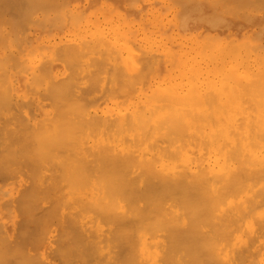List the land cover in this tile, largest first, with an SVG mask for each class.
<instances>
[{
	"label": "bare ground",
	"instance_id": "obj_1",
	"mask_svg": "<svg viewBox=\"0 0 264 264\" xmlns=\"http://www.w3.org/2000/svg\"><path fill=\"white\" fill-rule=\"evenodd\" d=\"M238 1H240V0H238ZM243 1H244V5H243L244 8H246V6L250 5V4L247 5L248 3L246 4L247 0H246V2H245V0H243ZM260 1L261 0H258V2H260ZM72 2H73V0H0V46H1V48H2V46H4V48H6V47L9 48L10 43H12V42H10V40L13 41V42H16L15 45H17V42H19L20 45L21 44L22 45H35V46H38V47H40V46L46 47L47 44H48V46L54 45V42L56 40H60V38L57 39V37H58L57 36L58 35L57 30L59 29V26L61 25L58 22V20H57L58 19L57 13L60 10H62V8H65L67 6L68 7L71 6ZM233 2H234V0H233ZM240 2L239 3L235 2V3L239 4V5L236 4V7H237V5L240 7V4H241ZM249 2L251 4L254 2V4H252L253 7L254 8L257 7L256 6L257 5V3H256L257 1L256 2L255 1L252 2V0H251ZM262 2H264V1L260 2L261 5H264V3H262ZM260 3L258 4L257 8H259ZM148 4L150 5V3H148ZM245 4H246V6H245ZM261 8L264 9V7H261ZM261 8H259V9H261ZM151 9H153V8H151ZM259 9H256V10H259ZM108 11H111V9L108 10ZM108 11H106V13H108ZM99 12H101V11H99ZM242 12H245V11L242 10ZM245 13H242L243 16H244ZM100 16H101V14H100ZM110 16L113 17L115 15H111L110 14ZM110 16H107V17H109V18H107L104 15L103 18L106 17L107 19H110L111 18ZM66 18H67V16H66ZM115 18H117V17H115ZM149 19H150V17H149ZM155 19H157V18H155ZM76 20H78V19H76ZM103 21H105V20H103ZM152 21H153V18H152ZM73 22H71V23L73 24ZM95 22H97V21H95ZM99 22H101V21H99ZM139 22H141V21L139 20ZM170 22H171V20H170ZM91 24H89V25H91ZM94 24H95L94 26H97L96 23H94ZM118 24L116 23L115 26L118 25ZM148 24L150 25V23H148ZM120 25H121V23H120ZM135 25H134V27H135ZM103 26H106V24L103 25ZM124 26H121V28L124 27ZM151 26H153V25H151ZM50 27H54V29L48 30V28H50ZM107 28H109V26H106V29ZM136 28H137V25H136ZM151 28L152 27H150V29ZM156 28H157V26H156ZM166 28H168V26H165V29ZM232 28L233 27H229L228 30L232 31ZM86 29L89 30L88 27H86ZM110 29L111 28H109L108 33H109ZM117 29H118V27H117ZM125 29H126V26H125ZM161 29H163V28H161ZM170 29H171V26H170ZM92 30H94V29H92ZM136 30H138V29H136ZM78 31H76V32H78ZM90 31H91V29H90ZM118 31H120V30H117V33H118ZM172 31H174V30H172ZM83 32H84V30H83ZM111 32H112V29H111ZM139 32H142V31H139ZM79 33L82 34V32H79ZM87 33L88 32H86V34ZM76 34L78 35V33H76ZM76 34L74 35L75 38H76ZM83 34H85V33H83ZM110 34L111 33H109V36H110ZM159 34H161V33H159ZM112 35L110 37H112L113 39L116 38V36H115L116 34L113 35L115 37H113ZM154 35H156V34H154ZM61 36L59 35V37H61ZM136 36H138V35H136ZM249 36H251V33H250ZM94 37H95V34H94ZM96 37H97V35H96ZM141 37H143V36H141ZM151 37H152V35H151ZM154 37L155 36H153V38ZM69 38L71 39L70 36L67 39H69ZM72 39H73V37H72ZM97 39H99L98 41H96L98 43L97 45H98V47H100L99 44L102 41H100V38H98V37H97ZM97 39H95V40H97ZM104 39H105V37H104ZM104 39H102V40L104 41ZM122 39H123V37H122ZM112 40H110V41H112ZM76 41H77V39H76ZM81 41H82V43H80V44H82V45H84V43H87V41L89 42V44H90V42H92V43L94 42L93 40H91V41H89V40H87V41L81 40ZM99 41H100V43H99ZM114 41H115V39L113 40V42ZM126 41H127V39H126ZM150 41H151V39H150ZM69 42H70V40H69ZM121 42H123L126 45L127 49H128V45L130 44V41H129V44H126L127 42H124L123 40H121ZM146 42H147V40H146ZM146 42H145V44H146ZM169 42H170V40L167 43L169 44ZM19 43H18L17 46L12 45V44H11V46L18 48V47H20ZM65 43H66V41H65ZM115 43H116V41H115ZM117 43L118 44H122V43H120V41L117 42ZM185 43H187V42H185ZM262 44H264V43H262ZM68 45L70 47V44H67L66 46H68ZM77 45H79V44H76L75 47ZM87 45H88V43H87ZM87 45L85 46L86 48H87ZM102 45H103V43H102ZM165 45H167V44H165ZM189 45H190V43H189ZM221 45H222V43H221ZM236 45H238V44H236ZM58 46H60V44ZM139 46H141V45H139ZM56 47H57V45L56 46H52V49L55 48L54 51H56L57 53H60L59 50H62L63 48L64 49L66 48L65 46L62 47L61 49L58 47L59 50H57ZM85 47L81 48V50L83 49V53H84V48ZM95 47L97 48V46H95ZM131 47L134 48L136 46H131ZM96 48H95V50H97ZM101 48H102V46H101ZM101 48H99V49L101 50ZM105 48H106V46H105ZM115 48H117V47H115ZM35 49H36V47H35ZM78 49H80V47L77 48V52L80 53L81 51H78ZM188 49H189V47H188ZM18 50H19V48H18ZM33 50H34V47H33ZM106 50H107V53L110 50L109 43H108V49H106ZM128 50H130V48ZM134 50L133 51L130 50V52L134 53V52H136L138 50V48H137V50H136V48H134ZM155 50H156V48H155ZM167 50H168V48H167ZM233 50L231 51V49H230L229 50L230 54L229 53L228 54L231 55V52L233 53V56H230V57L234 61V58L235 57L236 58L239 57V55L236 56V52H237L236 50H238V49H235V51H233ZM3 51H5V49ZM6 51H8V49H6ZM21 51H23V50H20V52ZM47 51L50 52L49 49ZM140 51H142L144 53L143 50H140ZM178 51H180V49ZM110 52H111V50H110ZM221 52L223 54V51H221ZM242 52L243 51H241V54H242ZM122 53H123V51H122ZM141 53L137 52L136 54H140L141 55ZM187 53L189 54V52H187ZM7 54H8L9 60H11L10 57L12 56V54H11V56H9L10 52L5 54V57L3 58V60H7L6 59V55ZM60 54L62 56L63 53H60ZM128 54H131V53H128ZM144 54H146V53H144ZM224 54H226V52ZM39 55H41V54L39 53ZM54 55H55V53H54ZM65 55H67V54H65ZM88 55L89 54L87 53V56ZM94 55L95 54L92 53L93 61H90V60H92L91 58L88 60L86 58L87 56L83 55L84 58H86L88 61H90V65H89V63L88 64H84V63H86L85 62L86 60L83 61L84 59L82 61H80V62H84L82 64L80 63V65L84 64V65H86V67H88L87 65H89L90 66V68H89L90 70L91 69H95L94 66L91 67V62L94 63V57L99 55V54L97 53L95 56ZM116 55L113 56V58L115 57L114 60L116 58L118 60V57ZM126 55H127V52H126L125 56ZM140 55H138V56H140ZM171 55L173 56V54H171ZM72 56H76V55H72ZM79 56H76L77 59H78ZM83 56H81V57H83ZM89 56H88V58H89ZM132 56L134 57L135 53L133 55H131V56L128 55V57H127V59H129L128 61H130V59H132L131 58ZM151 56L153 57V55H149L150 61H151V59H153L155 61L156 58L154 59ZM156 56H158V55H156ZM165 56L163 55V57H165ZM197 56H198V54H197ZM240 56H242V55H240ZM246 56L247 55H246V51H245V60H246ZM43 57H45V56H43ZM111 57H112V55H111ZM135 57H134V59H136ZM147 57H148V55H147ZM181 57H183V55ZM223 57H225V56H223ZM226 57L229 58V56H227V54H226ZM242 57H239L240 58V59L238 58L239 61L235 60L234 63H236V62L241 63ZM56 58H57V56H55V58L53 57V59H55V60H56ZM58 58H57V60H59ZM98 58H100V57H98ZM113 58H111V59H113ZM140 58H141V56H140ZM107 59H109V58H107ZM125 59L126 58H124V60ZM261 59H262V56H261ZM261 59H259L260 63L262 62ZM0 60H2V59L0 58ZM16 60H18V59H16ZM46 60L45 61L43 60V62H41L36 67V69L38 68L37 71L39 73L37 79L38 80L41 79L42 80L41 85L45 86L42 94L46 97V100L48 102L46 101L47 103L43 105L44 102L40 103V102H42L40 97H38L40 99V101L38 100V98H36L39 102H37V100H35V99H34L35 102L32 101V100H29V102H32L31 104L29 103L30 106L33 105L32 108L29 110L28 107H30V106H28L27 107L28 109H27L25 105H22V106L20 105L21 99H20V102L15 104L17 106L13 105L14 102L11 101L12 98H13V95H14L13 94V95H10V97L12 96V98L10 99V103L13 102L11 105H13V107L15 106V108H16V109L14 108L15 111L19 112L20 111L19 108L20 107L22 108L24 106L29 112L31 110H32V112L28 113V114H24V116L21 117L20 116V115H22L21 111L19 113L18 112L16 113L13 110L12 106H10V109L6 108L8 110L6 112L7 113L9 111L12 112L11 116H9L10 114L8 116H6L7 114L5 113V110H3L5 114H0V183H1V181L3 183V182H6L7 180H9L10 178L12 179L13 175H11L12 177L11 176L9 177V175L11 173H13L14 175L17 176V180L11 181L10 184L15 185V187L17 186L22 191H24V193H22V195H17V197L18 196H20V197L23 196L22 198L19 197L20 198L19 200H21L19 202H21L22 205H21V203H19V202L18 203L23 208V211H22V209H17L16 210L19 213L22 211L26 215L29 212L28 209H29V207L32 206V204H33V207H34V205L36 206L37 203L39 202V200L41 202L42 200H44L42 198H44L46 196H47L46 200H44V201H46L47 203L44 202V201L43 202L46 203V205L48 203L49 204H48L47 209H46L47 212L45 211V209L44 210L42 209L43 211L39 210V208L41 209L43 206L42 207H40V206L38 207L37 206L38 208L36 207V209L39 210V213H40V211H42L40 213L42 219H38V218H40V214L37 213V210L35 208H34V210L32 208L33 211H36L37 215H36L35 212L34 213L31 212V209H30V212L33 213V214H31L30 212L28 213V214H31V218L30 219L25 218L24 220H22L23 222L21 221L19 223L16 221L17 223L16 222L15 223L17 224L18 230L21 228V230H19L18 233H16L17 232L16 231L17 227H16L15 223L14 224H15L16 228L14 226H9L8 227L5 223L1 222L2 216L0 214V222H1L0 223V231L2 232V236L0 235V243L2 244V245L0 244V246H2L0 248V250H1L0 251V264H54L53 262H51L49 260L53 256L50 255L51 258L49 257V259H48L47 255L50 254V253L47 254L45 252L46 250H47V252H49L50 249H52V245L51 244H53L52 240H54V239H52V238L54 237V235L53 236L48 235V230L51 229V228H50V226H47V225L52 223L53 221H51V220H54V219H55V222H56V219H57L58 222H61V225L64 224L63 229H62L61 225L57 228L55 225H53L54 223L51 224L54 227H56L55 229H58V230H59V228L62 229L61 232L58 231L60 233H58L57 230H56V233H58L59 235L55 233L56 236L58 235L57 240L55 239L56 240L55 242L57 243V245H56L55 249L53 248V253L55 252V257H53V258H57L59 256L60 259H58V258L57 259L59 261H61V262L56 261L58 264H89V263H91V264L92 263L93 264H183V263L184 264H244L245 263L246 264L248 262V259H250V258L252 259V260L250 259V261L252 262L253 258L256 255L264 256V241H262V240H264V239H262V238H264V120H259L260 119L259 117L264 118V112H262L261 115H259L260 114L259 113L258 116H256L257 115L256 114L257 113L256 104L259 106L260 102L259 101H257L258 103L256 102L257 97L255 98L256 95H255V93H253L254 91L256 92V88L255 87L252 86L253 88H255V90L253 92H251L249 90V93L251 92L252 94H254L253 98H251L250 94L247 93L250 96V99H253V100H251V102L254 101L256 103L255 104L256 108L250 102H249L250 103L249 106L247 105V107H249V108H250V105L253 106L254 109L252 111H256L255 112L256 115L255 114H253V115H255L256 119H258V120H254L253 118H255V117L253 116L252 119L254 121L253 120L251 121L249 119L235 120V118L238 119L239 117L238 118L235 117L232 120V118L230 116L232 121L229 120L230 122H225L226 120L224 118V120H225L224 122L225 123H223V122L220 123V122L217 121L218 119H220V117H217L218 115L216 114L217 116H214V121L216 120L218 123L217 122H215V123L209 122V120L205 117L207 115L203 114L202 110L200 111V108L202 107V105L205 102L209 103V100L205 101L203 99V97L205 95L207 96V94L203 93L204 96L203 97L201 96L202 95L201 92L206 90L207 88L204 89V90H203V88H201L202 91L201 92L199 91V94H200L199 98L202 97L200 99V100H202L201 102L205 101L201 105V107L199 105H196V103H194L198 107V109L201 112V114H203V116L201 115V118L205 117V119H203V118L202 119L204 121H207V122H202L203 120L200 121L201 118H200V112L198 111V109H195L194 106H191V107L187 106V101H188L186 99L187 97L184 98L186 100L185 101L186 103L184 102L185 103L184 104L182 102L183 104H181V106L179 105L181 102L178 101V100L177 101L175 100L174 101L175 103H173V101L170 100L171 103H173L175 105H167L168 103L166 105H164V103H163L162 105H158L157 104V106L153 104V106H150V107H144V106L142 107V105H141L140 108L136 107L139 104L137 102L138 103L137 105H133L135 107L129 108L130 106H132V105L129 104V107L127 106V109L126 108L118 109V108L112 107L113 106L112 105L111 108H113V109L110 110V108H109V110L112 111V113L114 111V108H115V110L118 109L119 112L121 111V113H119L118 110H117V112L119 114L116 115L113 119H110L111 117L110 118L108 117V118H106L107 120L105 119V117L110 116V114L107 115V116H106V114L105 115L103 114V116H105V117H103L105 120L103 119V120L98 121L100 119V117L98 118L97 114H96L97 115V117H96L93 114V112H92V114H91L92 116L91 117H93V118L96 117V119L98 118V120L95 121V120H93V118H91V121H94V122H92L90 124V125H92L90 127L95 128V129H97V128L98 129H103L104 131H105V129L107 131V129L109 130V129L112 128V130H113V128H115L118 132L122 133V136H123V139H124V140L123 139L122 140L124 142H126L125 139H127V142L129 141V143H131V145L133 143H135V145L133 144L131 146L130 144L128 145V143L126 142L124 144V146H123V145H121V144L124 143L122 141V143L119 144L120 145L119 148L116 149L115 153L113 152L114 151L113 147L111 148V152H113L114 155L113 154L110 155L111 152L109 151L110 149L107 146V142H108V137L109 136L108 137L104 136V138H107L106 140L103 138L105 140V141L103 140L105 142L104 144L107 146L106 148L104 147V149H106L105 151L108 154H106L105 151H103L104 149H102L103 152L101 151V153H100V151H96L97 149L96 150L94 149L97 152L96 153L97 155L95 153H93V154H95V156H94L91 153V151L88 152L86 149L84 150V148H82L85 152L87 151V153H85V154H87V155L89 154V157H91V154L93 156H92L91 159L89 158L90 160L88 162L85 161V163H84L85 165H82V166H81V164H83L82 163L83 160H79V162L81 161L80 164H79L80 170H79V168H76L78 170H75V171H78V172H75V171H73V169L75 168L74 165L76 163V160L74 159L75 158L74 155H79L78 154L80 152L79 150H81L80 145L84 147L85 143H84V145H83V143L80 144V145H76L77 142L75 143V141H74L75 145H73V147L76 146V147H74V149L75 148L76 149L75 150L73 149V150L76 152L77 151V147H78V151L79 152L77 154H74V152H73V154H74L73 157L71 156L70 159H69V161H70L73 158L72 162H74V160H75L74 165H73L74 167L72 168V172L70 171L71 173L69 171H67V170H71V167L69 165L72 162L70 161L71 163L68 164L67 166L65 164V166H66V167L64 166L65 168L69 167V169L66 170L69 173H66V172H63V170L59 171L62 168H60L58 170L59 167H63L62 165H64L63 164L64 162L60 161L61 164L56 162L57 161L56 157L58 155L57 152H60L62 150V148L65 147V146H63V144L66 145L65 144L66 142H64V138L62 139L63 140L62 141L61 137H65L63 135L66 132H68V130L70 131V129H71V128L68 129L69 126L71 127V125L70 124L67 125V123L71 122L70 121L71 117L66 116L65 114L69 115V113L71 114L74 111H75V113H81L82 116L77 114L80 117V120H79V118L77 116L75 118H78V119H75L71 123L74 122V125L72 124L73 128L75 127L76 123L77 124H81L82 123L81 126L84 127L85 125H84L83 121H85L86 118L84 120H82L84 115H85V113H82V112L84 111V112L88 113V111H86V109L85 110L78 109L80 111L77 112L78 110H74L75 106H74V109L71 108L73 106V103H72V106H71V104H70L71 102H70L69 104H70L71 107L69 106V108H70L71 112L68 109V106L66 107L67 109L66 108L64 109V107L66 105H64V106L61 105V106H63L62 110H60L58 112V109H59L58 107L60 106L59 103L57 104V101L59 99L58 96H63V95H60L61 93L59 94V92L62 90V89H60V80H58V76L56 75L57 73L55 74L53 72V70L55 68L53 62H51V60H47V61ZM117 60H115V61H117ZM124 60L122 58V61H123L122 63L123 64L126 63V62L124 63ZM174 60H173V62H174ZM24 61H25V59H24ZM24 61H23V63H24ZM34 61H35V59H34ZM119 61L121 62V60H118V62H117V66L118 67L120 66V65H118ZM192 61H193V59H192ZM227 61L228 60L226 59V62ZM246 61L245 62L243 61V63L245 64ZM59 62H61V60H59ZM107 62L110 63L111 60L110 61L107 60ZM147 62H149V61H147ZM167 62H169V61H167ZM255 62H256V59H255ZM5 63L7 64V62L3 61L2 64L0 63V66L4 65ZM14 63L18 64V61H14ZM100 63H102V62L100 61ZM115 63H114V65H115ZM122 63H121V65H122ZM152 63H155V62L152 61ZM152 63H150V62L148 63L150 67L148 66L149 68L148 67L147 68L149 70L145 69L146 70V74H147L146 77L148 76V72L147 71H150V68L152 69V67H151V66H153ZM187 63H189V62H187ZM26 64H27V62H26ZM62 64L65 66L64 61H62ZM69 64H72V63H69ZM145 64H146V61H145ZM109 65H111V67L114 66L113 63L112 64L110 63ZM142 65L144 66V64H142ZM194 65H197V64H194ZM231 65L232 64H229L230 67H231ZM258 65H259V62H258ZM260 65H262V64H260ZM10 66H12V63H11ZM17 66L15 65L13 67L15 68ZM23 66H25V65H23ZM66 66H67V64H66ZM66 66H65V68H66ZM78 66H79V64H78ZM106 66L104 65L103 69ZM117 66L115 65L114 69ZM122 66H124V65H122ZM125 66H127V64ZM129 66L130 65L128 63V66L126 68L128 69ZM146 66H147V64H146ZM173 66H175V65H173ZM223 66H224V64H223ZM242 66H240V67L242 68ZM259 66H258V68L256 66H254V68L259 69ZM3 67H4V69L7 68V67H5V65ZM13 67H11V68L14 69ZM68 67L70 68V66H68ZM73 67H75V66H73ZM80 67H82V66H80ZM86 67H84L85 70L87 69ZM141 67L142 66H139L137 68H140V70H141ZM189 67H191V66H189ZM225 67H226V65H225ZM238 67H239V65H238ZM261 67H264V66H261ZM261 67H260V69H261ZM82 68H80V69H82ZM98 68H100V67H98ZM107 68H110V67H106V69ZM129 68H131V66ZM135 68H136V66H135ZM207 68H208V66H207ZM221 68L217 69V71L220 70V71H218V73H219L218 75L219 76H220V73H221V70H222ZM232 68H234V69L230 70L231 68H229V71H231V72L233 71L235 73V71H237V69H235V67H233V65H232ZM244 68H246L245 71L247 73H249L248 72V67L246 66V64H245ZM252 68H250V71L252 72L250 74H253V70L254 69H252ZM19 69H22V68H19ZM23 69H24V67H23ZM63 69L64 68H62L61 70H63ZM76 69H77V67H76ZM83 69H82V71H85ZM116 69H115V71H112L110 69L108 71V69L107 70L104 69V73L106 72L105 73L106 75H107V71L109 73L113 72L112 74H114V75L116 73H119V75L118 74H116V75L118 77H120V72L123 71L124 69L123 70H118L117 69L119 72H117ZM120 69H121V67H120ZM132 69H133V67L131 68V70ZM164 69H165V67H164ZM196 69H197V67H196ZM66 70L68 71V68H66ZM77 70H75V71H77ZM145 70L142 69V71H145ZM20 71L21 70H19V72ZM100 71H101V69H100ZM125 71H127V70L125 69ZM142 71H140V72H142ZM173 71L175 72L174 69H173ZM241 71H244V70H240L238 72L240 73ZM0 72L4 73L3 70L0 71ZM17 72L18 71H16V73ZM64 72H66V71H64ZM78 72H79L78 76H80L81 78H84V77H82V72H81V75H80V71L79 70H78ZM102 72H103V70H102ZM131 72H133V70ZM191 72H193V71H191ZM238 72H236L235 74L233 73L234 78L237 76ZM84 73H83V76H84ZM95 73L97 74V71H95L93 74L90 73L89 75L92 77L93 75H95ZM109 73H108L109 76H106V75L105 76L109 77V78H110V76H112L111 78L114 79L113 75H111ZM126 73H128V71ZM134 73L137 74L138 73L137 70ZM211 73H213V72H210V75H211ZM242 73H240L239 75H242ZM254 73L256 75V73H257L256 70H255ZM259 73H257V74H259ZM85 74L88 75L87 72ZM125 74L123 76L126 77ZM128 74H127L126 78L124 77L126 79L125 86L128 83L127 87L129 86L130 83H132V82L134 83V81H133L134 78L130 77V74L129 75ZM140 74L141 73H138L139 77L140 76H142L141 78L144 77L143 79H141V80L144 81V79H146V77L144 76L145 74L144 75L143 74L140 75ZM227 74L228 73H226V75ZM229 74H228V76H231V73H229ZM250 74H249V76H250ZM0 75H2V74H0ZM70 75H68V76H70ZM98 75H100V73ZM102 75H103V73H102ZM116 75H115L116 79H114L115 84L113 83V81H112V84H114V86L116 85L115 87L118 89L119 86L117 87L116 83L119 81L120 78L118 79V77ZM180 75H181V73H180ZM226 75L224 73V76H222V75L221 76L223 77L224 82L227 79V81H226L227 83L225 82L226 86H230L228 88L224 87L225 90H227V91L229 90V88H230V90L232 88H234L235 87L234 85H237L238 90L240 91V90H242L241 88H244L248 84V83L246 84V82H245L246 85H244V83H243L244 87L243 86L241 87L238 84L239 81H237V84H234L235 82L233 83V81H235V79H238L237 77L234 80L230 81L233 78L228 79L229 77L227 76L228 77L227 78ZM233 75H232V77H233ZM243 75H245V73ZM3 76H5V74L0 76V77H3ZM90 76H87V77L90 78ZM95 76H93V78H95ZM105 76H104V78H105ZM157 76H158V74H157ZM245 76H244V78L246 80L248 79V81H249V78H246V77H249V76L248 75L246 77ZM259 76H261V75H259ZM262 76H264V74H262ZM29 77H27V78L30 80ZM63 77H64V75H63ZM71 77H73V76H71ZM85 77H86V75H85ZM149 77H151V75ZM222 77H220L221 79L219 78V79H216V80L217 81L223 80ZM65 78H66V80L69 81V79H67V75H65L64 79ZM97 78H98V76H97ZM97 78H96V80H97ZM99 78H100V76H99ZM127 78L128 79L131 78V80L133 78V80L131 81V80H128ZM136 78H138V77H136ZM180 78H181V76H180ZM193 78L194 77H192V79ZM241 78H243V77H241ZM241 78H239V79H241ZM64 79H63V81L61 80L63 83H65ZM76 79H77V77H76ZM91 79H89V80H91ZM122 79L123 78L121 76V80ZM147 79H149V78H147ZM147 79H146V82L150 81V80H147ZM177 79L180 82L179 77ZM192 79H190V77H189V81H188V79H185V80L183 79V81H185V82L188 81V85L189 86L191 85V87H189V88H191V89H192V86L194 84L192 85L193 82L191 84L189 82H191ZM82 80L83 79H81V81ZM106 80H107V78L104 81H106ZM123 80H122V82H124ZM141 80L138 82V79H137L136 83L139 84L141 82ZM198 80H200V79H198ZM242 80H244V79H242ZM262 80H264V78H262ZM72 81L74 82L76 80H72ZM79 81L80 80H78L77 84L75 82L74 83L76 85H78ZM86 81L89 82L88 80H86ZM86 81L83 80V82H85V83H86ZM97 81H98V83L97 82L96 83L99 84V82L102 81V78H101L100 81L99 80H97ZM129 81H131V82L129 83ZM173 81H174V78H173ZM194 81L196 82V80H194ZM228 81H230V84L233 83L234 85L233 84L232 85L228 84ZM0 82H1V80H0ZM4 82H6V81H4ZM11 82H12V80H11ZM83 82H80V84L81 83L83 84ZM109 82H111V81L109 80ZM144 82H143V85L145 84ZM203 82H205V81H203ZM220 82L221 81H219V83ZM27 83L26 84L23 83V84L27 85ZM92 83L90 84V82H89L90 85H92ZM101 83L105 84V82H101ZM159 83H161V82H159ZM219 83H218V87H219ZM221 83H223V82H221ZM221 83H220V86H221ZM250 83H251L250 85H252V81H250ZM256 83H259V82H256ZM69 84H71L70 81H69ZM89 84L85 85L84 86L85 88L84 87H82V88L87 89L86 87H89L88 86ZM132 84H130V85H132ZM182 84H184V83H182ZM261 84H264V83H261ZM261 84H256L255 86L259 87V85L261 86ZM165 85H167V83H165ZM184 85H186V84H184ZM200 85L202 86V84H200ZM7 86H8V84H7ZM16 86H17V84H16ZM94 86H96L95 83H94ZM100 86L101 85L99 84L98 85V90L99 91H100V89H99ZM106 86H108V84ZM106 86L105 87L103 86V87L107 89ZM112 86L113 85H111V87H109V88H112ZM114 86H113V88H114ZM161 86H162V84H161ZM223 86H225V85H223ZM223 86H221V87L223 88ZM5 87H6V85H5ZM127 87H124V89L126 88V90H127ZM150 87H152V86H150ZM172 87L174 88V90L177 88L175 86V84H173V83H172ZM206 87H207V84H206ZM221 87L218 88V90L220 89L219 91H221ZM246 87H249V86H246ZM27 88L28 87L26 86L25 90ZM31 88L30 89L33 90V87H31ZM63 88L65 89L64 86H63ZM72 88L74 89L73 86H72ZM130 88H131V90L133 89L134 91L137 90V88L135 89L133 86L130 87ZM149 88H148V91L150 90ZM164 88H166V87H164ZM164 88H162V90ZM185 88L187 89V85H186ZM6 89H4V91H2L3 89H1L0 91H2V92L7 91V93H9V90H6ZM30 89H28V91ZM77 89H79V86H78ZM77 89L75 88V91ZM95 89H97V88H95ZM117 89H114V90H110L109 89V90L114 92ZM122 89L123 88L121 87L120 90L123 91ZM140 89L139 90L142 93V88H140ZM157 89H158V87H157ZM166 89L169 92L170 89L168 90V87ZM178 89H180V88H178ZM72 90H70V91H72ZM80 90H81V87H80ZM120 90L118 89V91H120ZM154 90H155V88H154ZM180 90H178V91H180ZM183 90H185V89H183ZM197 90H200V89L197 88ZM230 90L227 92V94L231 93L228 96L226 95L227 99L225 98V94L226 93H225L224 90H222V92L224 91V93H223L224 95L220 92L219 97L221 95H223L224 96L223 99L225 98L226 100H228L229 105H237V103H238L237 101L238 100H239L240 103L242 101L241 104L245 103V102L243 103V100L247 98L246 96H244V95L241 96L240 95L241 97H244V99L242 98L243 100H240L238 95L237 96H238L239 99L237 98V96L233 97V96H235L234 93L236 92L237 89L234 90L235 92H232V90L230 92ZM262 90H264V88H261V91ZM63 91H65V90H63ZM78 91L79 90H77L76 92L78 93ZM88 91H90V90H88ZM95 91L96 90H94V91L91 90L90 92H95ZM110 91H107V90L104 89V91L101 90V93H103V95H104V92H106L105 93V97H107V95L110 96V93H109ZM118 91L116 93V96L113 95L114 97H117ZM134 91L130 92V90H128V91H126L124 93V96L126 94L127 97L129 96L130 99L131 98L133 99L134 96H131V95L134 94ZM181 91H180V94H182ZM188 91H190V90H188ZM188 91H187V93H188ZM194 91H196V90L194 89ZM212 91L210 90V92H212ZM244 91L247 92V90H244ZM261 91H259V92L257 91V94H261V95H259L260 98H261V96L264 97V95H262V93H264V92L260 93ZM35 92H36V90H35ZM67 92H68V90H67ZM163 92H164V90H163ZM196 92H198V91H196ZM207 92H208V89H207ZM207 92L205 91V93H207ZM215 92H216V90H215ZM246 92L244 94H246ZM33 93H34V91H33ZM69 93H68V95H69ZM75 93H72V95H74ZM80 93L82 94V96H79V97H81V98L84 97L85 94L83 92H80ZM87 93H89V92H87ZM95 93H97V91ZM112 93H111V95H112ZM127 93H130L131 95L127 94ZM162 93H160V94H162ZM169 93L172 94V91L170 90ZM189 93H191V92H189ZM1 94H3V96H4V93H1ZM1 94H0V96H1ZM6 94H5V96L8 95V94L7 95ZM42 94L40 95V92H39V95H37V96H41V97H43L45 99V97L42 96ZM65 94H66V92H65ZM99 94H100V92H99ZM113 94H115V92ZM122 94H121V96H119V98L123 97ZM180 94H179V96H180ZM236 94H238V93L236 92ZM103 95H102V97H103ZM119 95H120V92H119ZM136 95H139V94L136 93ZM177 95L175 94V96H177ZM184 95H182V96L184 97ZM209 95L212 96V93L208 94V97H209ZM214 95L215 94H213L212 97H215ZM22 96H24V94H22ZM85 96H86L85 97L86 99H89V98H87V95H85ZM162 96L163 97H161V99L162 98L166 99V95L164 96V93H163ZM192 96H190V97H192ZM206 96H205V98L207 99L208 97H206ZM229 96H231L233 98L232 99L230 97L232 103L234 102L233 104H230L231 101L228 98ZM249 96H248V98H249ZM94 97H96V96H94ZM114 97H112V98H114ZM142 97H143V95H142ZM148 97H147L148 101H149V99L152 100V98H153V100L157 99V98H154L155 96L154 97L152 96V98H150V96H148ZM167 97H168V101H169V97L170 96L167 95ZM216 97L219 99L218 96H216ZM43 98H42V100L44 101ZM72 98H73V96L71 97V99ZM77 98L78 97H74L73 98L75 100V102L77 101ZM109 98H111V97H109ZM123 98L121 100H124V102H125L126 101L125 97H123ZM137 98H135V99H137ZM234 98H236V100L237 99L238 100L236 101ZM0 99H1V97H0ZM14 99L15 98H13V100ZM78 99H80V98H78ZM92 99L96 100V98H92ZM97 99H99V96H98ZM102 99L104 100L105 98H102ZM135 99L133 100L134 102L136 101ZM161 99L159 98L160 101H164V100H161ZM171 99L174 100L175 98H172V95H171ZM190 99L193 100V99H195V97L190 98ZM190 99H189V101H190ZM197 99H198V97H197ZM208 99H211V98H208ZM218 99L216 101H218ZM223 99H221V102H223ZM1 100H4V98L1 99ZM8 100H9V97H8ZM74 100H73V102H74ZM90 100H91V98L89 99V101ZM95 100H91V101H93V104L91 102L89 103L88 100H87L88 104H86V105L92 104L91 106L89 105V107L94 106ZM159 100H156V101L158 102ZM179 100H181L180 97H179ZM212 100H213V98L210 101L212 102ZM64 101H65V99H64ZM109 101H111V100H109ZM195 101H196V99H195ZM214 101H215V99H214ZM65 102H67V101H65ZM75 102H74V104H75ZM157 102H154V103H157ZM166 102H167V99H166ZM211 102L209 104L208 103H205V104L210 105ZM218 102L220 104L214 102V103H216L217 106H214V104H213L212 107H214V108L215 107H219L220 108V106H221V107H223V109L226 107V106L224 107V105H225L224 103H223L224 104L223 105L220 101H218ZM261 102H264V101H262V99H261ZM78 103H76V106L78 105ZM85 103H86V101L84 99V103L83 104L85 105ZM148 103H150V102H148ZM21 104H22V102H21ZM24 104H25V102H24ZM27 104H28V102H27ZM112 104H113V102H112ZM150 104L152 105V103H150ZM176 104H178V106H176ZM79 105H81V103H79ZM84 105H81L80 107H83ZM95 105H96V102H95ZM183 105H185V106H183ZM191 105H193V104H191ZM226 105H228V103ZM238 105H239V103H238ZM5 106H7V105H5ZM242 106H239L241 108L240 112L244 111ZM244 106H246V105H244ZM24 107L22 109H24ZM46 107H49V109L46 110L45 109ZM85 107L86 106H84V108ZM212 107H209L208 109H210V108L213 109ZM228 107L229 106H227V108H225V110H222L224 114H225L226 110L228 112L230 110V108H236L234 106L233 107L230 106L229 108ZM239 107H237V109ZM262 107H264V105H261V109H262ZM76 108H78V106ZM87 108H88V106H87ZM95 108H97V107H95ZM103 108H104V106H103ZM258 108H260V107H258ZM60 109H61V107H60ZM72 109L74 110L73 112H72ZM237 109H232L231 111L236 110L235 112H237ZM251 109H252V107H251ZM251 109H249V112L251 111ZM64 110H66L67 112L64 111ZM214 110H212V112ZM218 110H220V109H218ZM262 110H264V109H262ZM3 111L0 112V113H3ZM98 111H100V110L98 109ZM231 111H229V113L232 114L233 112H231ZM258 111H259V109H258ZM240 112L238 111V113H240ZM247 112H248V110H247ZM247 112L245 111L246 115H248ZM14 113H16V115H15L16 117L13 115ZM24 113H25V111H24ZM59 113H60L61 116H59ZM62 113H64V114H62ZM219 113H220V111H219ZM250 113L252 114L253 112H250ZM88 114H90V113H88ZM206 114H208V113H206ZM63 115H64L63 118L66 119L67 117H69L67 119L68 120L70 119V120L68 121L66 119L65 125H67L68 128L66 126L64 127L65 129L67 128V130L62 135L61 134V131H62L61 129L64 126V123H63L64 121L60 117H62ZM213 115H214L213 113L210 114V116H212V119H213ZM220 115L222 117V113H220ZM240 115H242V117H243L244 114L241 113L238 116H240ZM1 116H2V118H1ZM12 116H13V119H12ZM17 116H20L21 118L17 117ZM72 116H76V115L73 114ZM210 116L208 115L209 119H210ZM233 116H235V114ZM250 116L252 117V115H250ZM4 117H6V119H3ZM85 117H86V115H85ZM112 117H113V114H112ZM59 118L62 121H60ZM87 118L89 119L90 116H88ZM230 118H228V119H230ZM244 118H250V117L245 116ZM11 119L14 120V121H12V123H10ZM197 119H198V121H196ZM222 119H223V117H222ZM222 119H220V121H223ZM91 121H88V122L90 123ZM61 122L63 123V125H62ZM9 123H10V125H12L11 127L9 126ZM77 124H76L75 130L74 129H73L74 131L72 130L73 132H77L76 135H74V138L77 136L78 130L82 129L81 126L77 125ZM8 126H9V128H8ZM79 127H80V129H79ZM77 128H78V130L76 131ZM84 129H86V128H83L81 135L86 133L85 131L87 129L86 130H84ZM103 130H102V132H103ZM63 131H62V133H63ZM83 131H84V133H83ZM96 131L92 129V131L90 133V129H88V133H86V135L90 136L93 133L94 134V135L92 134L93 137L94 136L96 137V134H98V131H97L96 134L94 133ZM113 131H112V133H113ZM79 132H81V131H79ZM102 132H101V134H98V135L101 136ZM107 132H109V131H107ZM136 132L139 133V135H140L139 137H136V136H138V134H135ZM120 133H118L119 135L117 134L119 137H120ZM70 134L72 135L73 133L68 132L67 133V135H69L68 138H70ZM113 134H115V135H113ZM113 134L112 135H113L114 138L113 137L112 138L115 140L116 139V132L113 133ZM154 134H158L157 135L158 137H155ZM81 135H80V137H81ZM92 135L90 137H92ZM98 135H97V138H100V137H98ZM103 135H107V134L104 133ZM109 135H111V132H109ZM184 135L188 137V139H189L188 141H190V139H191L190 137L191 136H197V139H198L197 141L198 142L203 141L204 144L205 143L207 144V146H205L203 144V142H202V144L205 146L204 148L200 147L201 143L200 144L198 143L199 145L195 143L196 145H198L197 146L198 148L193 147L194 145L193 146L191 145V147H193V148L188 147L190 145H189V142L186 139L187 137L185 139L183 138ZM152 136H153V138L155 137L153 139L154 141H156L155 140L156 138L158 139V141H159V138H160V141L163 140V139H166L167 140L166 145H163V144H165L163 142L165 140L161 141L163 144L161 142H160L161 144H158V141H156L157 143H155V144H157V145H155V144L151 145V142H150V144H149L150 145V150H149L148 145L146 143H147V141L149 142V140H150V139L148 140V138H151ZM170 136L171 137L173 136L172 138H174V140H175V142H173V143H176V144L178 143L176 146H173V143H171L172 142V138H171V141L169 140L170 144H167L168 143V137H170ZM174 136H176V137L179 136L180 137V138H177V139L183 138V140H185L184 143L188 142V144H187L188 146L187 145H186V147L183 146V144H182L183 141L182 142L181 141L176 142L177 139ZM77 137H79V136H77ZM82 137H85V136H82ZM90 137H88L87 139L85 137L86 141H85V139L84 140L82 138L81 139L87 143V140ZM93 137L90 138V139L94 141V139H96V138H93ZM112 138H110V139H112ZM65 139L68 140L67 138H65ZM78 139H80V138H77L75 140H78ZM90 139L88 140V143L85 146L90 147V144L92 142ZM110 139H109V141L111 142ZM117 139H118V137H117ZM195 139H196V137H195ZM134 140L136 142H133ZM137 140L145 141L146 142L145 143L146 146L144 147L145 144L143 145V143H142L143 148H141L142 147L141 145H137V144H139V143H137V142H139ZM191 140L194 141L193 139H191ZM71 141H72V138H71ZM103 141L101 139L100 142L102 143ZM154 141H153V143H154ZM81 142L82 141H79V143H81ZM74 143H72V144H74ZM96 143L94 144V147H97V146H95ZM98 143H99V139H98ZM101 143H99V144H101ZM112 143H114V145H115V141L114 142L112 141ZM112 143H110L109 145L112 146L113 145ZM179 143H181L182 145H179ZM59 144H62V145H60V147H59ZM202 144H201V146H202ZM101 145L98 146V147H100L98 149L102 148ZM105 145H103V146H105ZM70 146H71V144L69 145V147ZM91 146L93 147V145H91ZM130 146L132 148H130ZM134 146L135 147L139 146L140 149L139 148L138 149H134L133 148ZM69 147H67V148H69ZM88 147H86V148L88 149ZM107 148H108V150H107ZM71 149L70 150L67 149V150L71 151ZM63 150L61 151L62 160H63V157H64L63 156ZM71 152H67L68 153L67 155L70 156ZM92 152H94V151H92ZM64 153H66L65 150H64ZM54 154L56 156H54ZM85 154L83 156H85ZM61 155H60V157H61ZM71 155H72V153H71ZM49 156L54 157V160H52L51 157H49ZM46 157H48L52 161L49 160L51 162V165L49 164L48 166L49 167L51 166V167L49 168L47 166V168H49V169H46V171H45L46 173H45V172H43L44 168H45L43 164L45 163V158ZM85 157L84 158L82 157V158L87 160L86 158L88 156L86 158ZM79 158H81V157H79ZM79 158H76V159H79ZM58 160H60V159H58ZM49 161H47V164H48ZM53 161H55V162H53ZM77 162H78V160H77ZM57 164H60L61 166L57 165ZM76 164H78V163H76ZM64 171H65V169H64ZM61 181H62V183L65 182L66 184L64 183V184L60 185ZM57 185L61 186V188L60 187L56 188ZM63 185L65 186V188L66 187L70 188V190L72 192L71 193L70 191H68L70 193V195H69V193L66 191L68 193L67 197H66V194L64 196L63 195L64 193H62V190H63L62 186ZM42 187H45L44 189L48 190V191L44 190L45 193L46 192L49 193L50 189H52V188H53V191L55 189L56 190L57 189H62L60 191H57L58 192V195H57L58 197L60 195L59 194L60 192L63 195L62 198L61 197H59V198L57 197L59 199L58 200L59 203H57L56 200H53L52 198H50V201H52V200L55 201V205L53 206L52 205L53 201H52V203L50 201H47V200H49L48 198L51 195L53 196V198H56V195L54 196L52 193H51V195H49L47 193L45 195V193L43 191L39 192V190L43 189ZM39 188H42V189H39ZM18 192H19V190H18ZM34 192L36 193V195L40 193L39 194L40 196H36L35 195L36 197H38V198H35ZM42 192L44 193V195L42 194ZM51 192H52V190H51ZM3 193L4 194L3 195L1 194L0 196H4L6 198H5V200L3 198H0V212L2 210L1 209L2 207L4 209V207H5L4 204L5 203L8 204V203L11 202V201H9L10 200L9 199V197H10L9 193H7V194H6V192H3ZM55 193L56 192L54 191V194ZM14 194H12V195H14ZM41 194L43 195V197H41ZM64 197H66L67 201L71 202V204L75 203V205L73 207L71 206V210L70 211H66L65 208H64L65 206L61 207L62 205H65V203H66V202L65 203H60V202H63ZM13 198L14 197L12 196L11 199H13ZM15 199L17 200V198H15ZM28 199H29V201L31 199V201L29 202ZM34 199H35V201H34ZM22 200H23V202L24 201L26 202V200L28 202L24 203V205H23ZM36 200H38V201H36ZM13 201L16 202V205H17V201L18 200L17 201L12 200V202ZM30 203H32V204H30ZM26 204H27V207H26ZM28 204L31 205V206H29ZM41 204H39V205H41ZM58 204L59 205L62 204V205H60V207H55V206H59ZM71 204L69 203V207L67 206V208L70 209V205ZM10 205H6L5 209L8 208V206L10 208ZM19 205H17L16 207H18ZM67 205H68V203H67ZM48 207H50V208L48 209ZM9 208L6 209V210L8 211ZM25 209H27V213L25 212ZM4 213H2V214L4 215ZM6 213H9V211L6 212ZM34 214H35V217L39 215L38 218L36 217L37 218V219H35L36 221L34 220V218H35L33 216ZM42 215L45 218H43ZM17 217L20 218L19 216H17ZM22 218H24V217H21V219ZM21 219H19V220H21ZM32 219H33V221H32ZM42 220H45V224H46V220L50 221L49 223L47 222V225H45L46 227H49L48 229L46 227H43L42 223L44 221L42 222ZM30 223H31V225L33 224V226H32V228L30 227L29 229H32L33 232L30 231L29 233H26V232L29 231L27 226H29ZM18 224H20V227H19ZM55 224H58V223L56 222ZM22 228H23V230H24V228H27V230L23 231ZM21 231L23 233H21ZM18 237H21V242L19 241V243L16 242V238H18ZM18 240H20V239L18 238ZM255 243L257 244V246H258V243H259L260 245H259L258 248L262 247V249L261 248L258 249L257 246H255ZM50 245H51V247H50ZM35 248H36V250H35ZM38 248L39 249L42 248V250L41 251H37ZM250 253H252V254H250ZM253 254L254 255L256 254V255L252 258ZM52 255H54V254H52ZM249 256H251V257H249ZM247 257H248V259H247ZM223 258H225L226 260L224 261ZM255 260H256V258H255ZM262 262H264V258H261V260L259 261V264H261ZM262 264H264V263H262Z\"/></svg>",
	"mask_w": 264,
	"mask_h": 264
},
{
	"label": "rangeland",
	"instance_id": "obj_2",
	"mask_svg": "<svg viewBox=\"0 0 264 264\" xmlns=\"http://www.w3.org/2000/svg\"><path fill=\"white\" fill-rule=\"evenodd\" d=\"M241 1V0H240ZM240 1H238V0H234V2H233V0H73V2H72V4H71V6H67V7H65V8H62V10H60L58 13H57V17H58V22L61 24L60 26H59V29L57 30V33H58V37H57V39H59L60 38V40H56L55 42H54V45H51V46H48V44H47V48L46 47H43V46H40V47H38V46H35V45H20V43L19 42H17V45H18V43H19V45H20V47H18L19 48V50H18V48H16V47H13V46H11V44L12 45H15V43L16 42H13V41H11L10 40V42H12V43H10V45H9V48H4V46H2V48H1V46H0V58L2 59V60H0V63L2 64V62L3 61H5V62H7V64L5 63L4 65H5V67H7V68H5L4 69V65H1L0 66V71H4V73H2V72H0V74H2V75H4L5 74V76H3V77H0V80H1V82H0V90L1 89H3L2 91H4V89H6L7 87V89L6 90H9V93H7V91H5V92H2V91H0L1 93H4V96H3V94H1V99H3L4 98V100H1L0 99V112H2L3 110H5V113L7 114L6 116H8L9 114V116H11V113L12 112H6V111H8L6 108H8V109H10V106H12V108H13V110H14V108H15V106H17V105H15V104H17L18 102H20V99H21V102H22V104H21V102H20V105L22 106V105H25L26 106V108L28 107V106H30V104L32 103V102H29V100H32V101H34L35 102V100H37L36 98H38V97H40V99H41V101L42 102H40V103H43V105L44 104H46L48 101L46 100V97L42 94V92H43V90H44V88H45V86H43V85H41V83H42V80L40 79V80H38L37 78H38V75H39V73H38V71H37V69H36V67L41 63V62H43V60L45 61L47 58V60H51V62H53V64H54V66H55V68H54V70H53V72L58 76V80H60V89H62L60 92H59V94L60 95H63V96H58V101H57V104L59 103L60 104V106L58 107L59 109H58V112L60 111V110H62V107L64 106V105H66L65 107H64V109L68 106V109L70 110V108H69V106H70V104H71V106H72V103H73V106L71 107V108H73L74 109V106H75V109L74 110H78V109H83V110H85L86 109V111H88V113H90V114H88L87 112H82V113H85V115H86V117H85V115H84V117H83V119L82 120H84L85 118L87 119H85V121H83V123H84V125L86 126H84V127H82L81 126V124H77L76 122V124L77 125H80L81 126V128L82 129H80V127H79V129L80 130H78V128L76 129V131L78 130V134H77V136H79V137H75L74 138V135H76V133L77 132H73L74 130H75V127H76V124H75V127L73 128V126H72V124L74 125V122L73 123H71L72 121H74L75 119H78L79 118V120H80V117L77 115V114H79L80 116H82L81 115V113H75V111L72 109V112L73 113H71L72 115L73 114H75L76 116H72L70 113H69V115H67V114H65L66 116H69V117H71V122L70 123H67V125L68 124H70L71 125V127L69 126V128L67 127V125H65V123H66V119L67 118H69V117H67L66 119L65 118H63L64 117V115L62 116V117H60L64 122V126H63V128L66 126L68 129H70V131L68 130V132H70V133H73L72 135L70 134V138H68V136L69 135H67V133L68 132H66V130H67V128L65 129H61L62 131H63V133H62V131H61V134L63 135L65 132V134L63 135V136H65V137H61V140L64 138V142H66L65 144L67 145H64L63 144V146H65L64 148H62V150L64 149L65 150V152L66 153H64V150H63V160H62V155H61V151L60 152H57L58 153V155L60 154L61 155V157H60V155L58 156L57 155V157H56V162L57 163H60L61 164V162L60 161H63L64 163V165H62L63 167H59L58 168V170L60 169V168H62L61 170H59V171H62L63 170V172H66V173H69L70 171L72 172V168L75 166V168L73 169V171H75V170H78V169H76V168H79V170H80V166H79V164H80V162H79V160H83V164H81V166L82 165H85L84 163H85V161L86 162H88L91 158H92V156L94 155L95 156V154L97 153L96 151H100V153H101V151H102V149H104V147L106 148L107 146H108V148L110 149L109 151L111 152V148L113 147V152L115 153L116 152V149L117 148H119V144L120 143H122V141L124 140L123 139V136H122V133H120V132H118L115 128H113V130H112V128L111 129H107V131H109V132H111V135H109V132H107L106 131V129H105V131L103 130V129H95V128H92V127H90V126H92V125H90L92 122H94V121H91V118H93V117H91L92 115V112H93V114L97 117V115H98V118L100 117V119L98 120V118L96 119V117L95 118H93V120H95V121H100V120H103L104 118L103 117H105V116H103V114L105 115L106 114V116L107 115H109L110 114V116H107V117H105V119L106 118H110V119H113L116 115H118L119 113H121V111L119 112V110L118 109H124V108H126L127 109V106L129 107V104L130 105H132V106H130L129 108H131V107H135V106H133V105H137L138 103L140 104H138L136 107H141V105H142V107L144 106V107H150V106H153V104L154 105H156L157 106V104L158 105H162L163 103H164V105H166L167 103V105H175V104H173V103H175L174 101L176 100H178V101H180L181 103L179 104L180 106H181V104H183L186 100L184 99V98H186L188 101H187V106L188 107H191V106H194V108L195 109H198V107L196 106V105H199L200 107H201V105L207 100H209V103L211 102L210 100L213 98V100H212V102H211V106L210 105H208L209 103L208 102H205V103H208V104H203L202 105V107L200 108V111L202 110V112H203V114H205V115H207V116H205L208 120H209V122H212V123H215V122H223V123H225V122H230V121H232L235 117H239L238 119H236L235 118V120H245V119H249V120H258V119H256V116H258V114L259 115H261V113L262 112H264V110H262V109H264V107H262V109H261V105H264V102H261V99H262V101H264V97H262L261 96V98L259 97V95H261V94H257V91L259 92V91H261V88H264V84H261V83H264V80H262V78H264V76H262V74H264V67H261V66H264V44H262V43H264V24H261L259 21H260V19L262 18V16H264V9H262L261 7H264V5H261V1H264V0H261L260 2H258V0H252V2L253 1H257L256 3H257V7H258V4L260 3V6H259V8H261V9H259V8H257V7H255L256 9H259V10H256L254 7H253V5L252 4H254V2L251 4L249 1H251V0H247V2H246V0H245V2H246V4L247 5H249V6H246V4H245V6H246V8H244V1L242 0L241 2ZM235 2H240L241 4H240V7L238 6L239 4L238 3H235ZM148 3H150V5L148 4ZM255 3V4H256ZM262 3H264V2H262ZM85 4V5H84ZM152 4V5H151ZM236 4H238L237 5V7H236ZM84 5V6H83ZM116 5V6H115ZM149 5V6H148ZM110 6V7H109ZM137 6V7H136ZM243 6V7H242ZM177 7V8H176ZM242 7V8H241ZM151 8H153V9H151ZM159 8V9H158ZM238 8V9H237ZM66 9V10H65ZM102 9V10H101ZM104 9V10H103ZM111 9V11H108V10H110ZM135 9V10H134ZM137 9V10H136ZM252 9V10H251ZM148 10V11H147ZM242 10L243 11H245V12H242ZM66 11V12H65ZM99 11H101V12H99ZM106 11H108V13H106ZM160 12V13H159ZM210 12V13H209ZM245 13L244 14V16H243V14L242 13ZM104 13V14H103ZM100 14H101V16H100ZM108 14V15H107ZM110 14L111 15H115V16H110ZM160 14V15H159ZM168 14V15H167ZM93 15V16H92ZM110 16L111 18L110 19H107V18H109V17H104L103 18V16ZM66 16H67V18H66ZM155 16V17H154ZM158 16V17H157ZM93 17V18H92ZM100 17V18H99ZM115 17H117V18H115ZM121 17V18H120ZM123 17V18H122ZM141 17V18H140ZM149 17H150V19H149ZM121 20H120V19ZM152 18H153V21H152ZM155 18H157V19H155ZM160 18V19H159ZM162 18V19H161ZM76 19H78V20H76ZM94 21H93V20ZM103 20H105V21H103ZM139 20L141 21V22H139ZM150 20V21H149ZM170 20H171V22H170ZM75 23H74V22ZM95 21H97V22H95ZM99 21H101V22H99ZM116 21V22H115ZM120 21V22H119ZM156 21V22H155ZM71 22H73V24L71 23ZM93 22V23H92ZM114 22V23H113ZM145 22V23H144ZM150 23V25L148 24V23ZM154 22V23H153ZM159 22V23H158ZM92 23V24H91ZM94 23H96V25L97 26H94L95 24ZM98 23V24H97ZM101 23V24H100ZM113 23V24H112ZM118 24V25H116L117 27H118V29H117V27L115 26V24ZM120 23H121V25H120ZM147 23V24H146ZM153 23V24H152ZM166 23V24H165ZM85 24V25H84ZM89 24H91V25H89ZM106 24V26H109V28H111L112 29V32H111V29H110V31H109V33H111L110 34V36L113 34H116L115 36H116V38H114L115 39V41H116V43L117 42H119L120 41V43H122V44H116L115 43V41L113 42V38L112 37H110L109 36V33H108V30H109V28H107L106 29V26H103V25H105ZM126 24V25H125ZM137 25V28H136V25ZM141 24V25H140ZM145 24V25H144ZM165 24V25H164ZM80 25V26H79ZM104 27H102V26ZM126 26V29H125V26ZM134 25H135V27H134ZM151 25H153V26H151ZM155 25V26H154ZM173 25V26H172ZM175 25V26H174ZM75 26V27H74ZM82 26V27H81ZM90 26V27H89ZM101 26V27H100ZM121 26H124V27H122L121 28ZM133 26V27H132ZM141 26V27H140ZM156 26H157V28H156ZM165 26H168V28H166L165 29ZM170 26H171V29L172 30H174V31H172L171 29H170ZM70 27V28H69ZM84 27V28H83ZM86 27H88L89 28V30L88 29H86ZM98 27V28H97ZM116 27V28H115ZM121 29H120V28ZM131 27V28H130ZM143 27V28H142ZM150 27H152L151 29H150ZM173 27V28H172ZM229 27H233L232 28V31H229L228 29H229ZM249 27V28H248ZM259 27V28H258ZM74 28V29H73ZM97 28V29H96ZM102 30H101V29ZM124 28V29H123ZM131 30H130V29ZM149 28V29H148ZM161 28H163V29H161ZM253 28V29H252ZM255 28V29H254ZM257 28V29H256ZM52 29H54V27H50V28H48V30H52ZM90 29H91V31H90ZM92 29H94V30H92ZM99 29V30H98ZM136 29H138V30H136ZM140 29V30H139ZM142 29V30H141ZM154 29V30H153ZM67 32H66V31ZM79 30V31H78ZM82 30V31H81ZM83 30H84V32H83ZM86 30V31H85ZM107 30V31H106ZM115 30V31H114ZM117 30H120V31H118V33H117ZM130 30V31H129ZM136 30V31H135ZM163 30V31H162ZM244 30V31H243ZM256 30V31H255ZM72 31V32H71ZM76 31H78V32H76ZM94 31V32H93ZM102 31V32H101ZM105 31V32H104ZM123 31V32H122ZM139 31H142V32H139ZM156 31V32H155ZM253 31V32H252ZM79 32H82V34L81 33H79ZM86 32H88L87 34H86ZM107 32V33H106ZM140 34H139V33ZM145 32V33H144ZM148 32V33H147ZM150 32V33H149ZM155 32V33H154ZM163 32V33H162ZM172 32V33H171ZM56 33V34H57ZM65 33V34H64ZM69 33V34H68ZM71 33V34H70ZM76 33H78V35L76 34ZM83 33H85V34H83ZM142 33V34H141ZM144 33V34H143ZM158 33V34H157ZM159 33H161V34H159ZM165 33V34H164ZM168 33V34H167ZM230 33V34H229ZM250 33H251V36H249L250 35ZM76 34V38H75V35ZM91 34V35H90ZM94 34H95V37H94ZM101 34V35H100ZM138 35V36H136V35ZM146 34V35H145ZM150 34V35H149ZM154 34H156V35H154ZM164 36H163V35ZM229 34V35H228ZM253 34V35H252ZM59 35L62 37H59ZM85 35V36H84ZM96 35H97V37L98 38H100V41H102L101 43H100V41H99V45H100V47H98V43L96 42V41H98L99 39H97V37H96ZM107 35V36H106ZM112 35V36H113ZM119 37H118V36ZM151 35H152V37H151ZM213 35V36H212ZM71 37V39L69 38V39H67L68 37ZM115 36H113V37H115ZM121 36V37H120ZM141 36H143V37H141ZM151 38H150V37ZM153 36H155L154 38H153ZM159 36V37H158ZM166 36V37H165ZM178 36V37H177ZM243 36V37H242ZM250 38H249V37ZM256 36V37H255ZM67 37V38H66ZM72 37H73V39H72ZM80 37V38H79ZM104 37H105V39H104ZM122 37H123V39H122ZM137 37V38H136ZM148 37V38H147ZM157 37V38H156ZM186 37V38H185ZM75 38V39H74ZM94 38V39H93ZM108 38V39H107ZM118 38V39H117ZM142 40H141V39ZM180 38V39H179ZM193 38V39H192ZM62 39V40H61ZM76 39H77V41H76ZM95 39H97V40H95ZM102 39H104V41L102 40ZM113 39V40H112ZM125 39V40H124ZM126 39H127V41H126ZM149 39V40H148ZM150 39H151V41H150ZM158 39V40H157ZM163 39V40H162ZM177 39V40H176ZM69 40H70V42H69ZM79 40V41H78ZM81 40H84V41H87V40H89V41H91V40H95L93 43L92 42H90V44H89V42L87 41V43H88V45H87V43H84V45H82V44H80V43H82V41ZM106 40V41H105ZM110 40H112V41H110ZM121 40H123L124 42H127L126 44H129V41H130V44L128 45V49L130 48V50H134V48H136V50H137V48H138V50L136 51V52H134L135 53V58L136 59H134V57L132 56L131 58L132 59H130V61H128L129 59H127V57H128V55H133L134 53L133 52H130V50H128L127 49V47H126V45L123 43V42H121ZM146 40H147V42H146ZM154 40V41H153ZM170 40V42H169V44L167 43L168 41ZM178 42H176V41ZM185 40V41H184ZM262 40V41H261ZM63 41V42H62ZM65 41H66V43H65ZM73 41V42H72ZM110 41V42H109ZM260 41V42H259ZM96 42V43H95ZM145 42H146V44H145ZM151 44H150V43ZM166 42V43H165ZM185 42H187V43H185ZM76 44H79V45H77L76 47H75V45ZM102 43H103V45H102ZM108 43H109V45H110V50H111V52H110V50L108 51V53H107V50L106 49H108ZM115 43V44H114ZM133 43V44H132ZM135 43V44H134ZM155 43V44H154ZM185 43V44H184ZM189 43H190V45H189ZM221 43H222V45H221ZM242 43V44H241ZM60 44V46H58ZM66 47L65 49L63 48L62 50H59V48L61 49L62 47H64L63 45ZM67 44H70V47H69V45L68 46H66ZM87 45V48L85 47L86 45ZM105 44V45H104ZM165 44H167V45H165ZM188 44V45H187ZM236 44H238V45H236ZM17 45H15V46H17ZM57 45V47H56V49L57 50H59L60 51V53H63L62 54V56H61V54L60 53H57L56 51H54V49H52V46H56ZM62 45V46H61ZM74 45V46H73ZM81 45V46H80ZM113 47H112V46ZM139 45H141V46H139ZM149 45V46H148ZM153 47H152V46ZM158 45V46H157ZM164 45V46H163ZM181 45V46H180ZM31 48H29V47ZM73 46V47H72ZM91 48H90V47ZM95 46H97V48L95 47ZM101 46H102V48H101ZM105 46H106V48H105ZM123 46V47H122ZM131 46H136V47H131ZM138 46V47H137ZM155 46V47H154ZM193 46V47H192ZM223 48H222V47ZM13 47V48H12ZM33 47H34V50H33ZM35 47H36V49H35ZM59 47V48H58ZM80 47V49H78V51H81L80 53H78L77 52V48H79ZM83 47H85L84 48V53H83V49L81 50V48H83ZM89 47V48H88ZM115 47H117V48H115ZM141 49H140V48ZM148 47V48H147ZM151 47V48H150ZM162 47V48H161ZM180 47V48H179ZM188 47H189V49H188ZM195 47V48H194ZM233 47V48H232ZM72 48V49H71ZM95 48L97 49V50H95ZM99 48H101V50L99 49ZM104 48V49H103ZM133 48V49H132ZM147 48V49H146ZM155 48H156V50H155ZM165 50H164V49ZM167 48H168V50H167ZM170 48V49H169ZM194 48V49H193ZM238 49V50H236L237 52H236V56H238L239 55V57H242V61H241V63H239V62H236V63H234V61L236 60V61H239L238 60V58L239 57H235L234 58V61L231 59V57L230 56H233V53L231 52L233 49ZM242 48V49H241ZM246 48V49H245ZM5 49V51H3ZM6 49H8V51H6ZM49 49V51L50 52H48L47 50ZM71 51H70V50ZM75 49V50H74ZM90 49V50H89ZM100 51H99V50ZM123 49V50H122ZM126 49V50H125ZM161 49V50H160ZM174 49V50H173ZM180 49V51H178ZM231 49V55H229L230 53H229V50ZM235 49L233 50V51H235ZM254 49V50H253ZM15 50V51H14ZM20 50H23V51H21L20 52ZM31 50V51H30ZM54 52H53V51ZM125 50V51H124ZM140 50H143L144 51V53H146V54H144L142 51H140ZM171 50V51H170ZM173 50V51H172ZM186 50V51H185ZM250 50V51H249ZM14 51V52H13ZM33 51V52H32ZM67 53H66V52ZM93 51V52H92ZM95 51V52H94ZM99 51V52H98ZM122 51H123V53H122ZM135 51V50H134ZM203 51V52H202ZM207 51V52H206ZM221 51H223V54H222V52ZM228 51V52H227ZM241 51H243L242 52V54H241ZM245 51H246V60H245ZM10 52V55L9 56H11V54H12V56L10 57V59L11 60H9V57H8V54L6 55V59L7 60H3V58L5 57V54L6 53H9ZM38 52V53H37ZM53 54H52V53ZM93 54H99V55H97V56H95L94 57V63L93 62H91V67H95V69H89L90 68V61H93V56H92V53ZM126 52H127V55L125 56V54H126ZM141 53V55L140 54H136V53ZM187 52H189V54L187 53ZM226 52V54H227V56H229V58L228 57H226V54H224ZM252 52V53H251ZM21 53V54H20ZM39 53L41 54V55H39ZM51 53V54H50ZM54 53H55V55H54ZM57 53V54H56ZM87 53L90 55H88L89 56V58H88V56H87ZM91 53V54H90ZM110 53V54H109ZM128 53H131V54H128ZM133 53V54H132ZM154 53V54H153ZM156 53V54H155ZM167 53V54H166ZM193 53V54H192ZM200 53V54H199ZM229 53V54H228ZM238 53V54H237ZM252 55H251V54ZM16 54V55H15ZM65 54H67V55H65ZM81 54V55H80ZM106 54V55H105ZM109 54V55H108ZM117 54V55H116ZM144 54V55H143ZM171 54H173V56L171 55ZM176 54V55H175ZM188 54V55H187ZM197 54H198V56H197ZM207 54V55H206ZM4 55V56H3ZM38 55V56H37ZM72 55H76V56H79L78 57V59H77V57L76 56H72ZM87 56L86 58L89 60L90 58L92 59V60H90V61H88L86 58H84V56ZM111 55H112V57H111ZM117 56L118 57V60H121V62L119 61V63H118V65H120L119 67L117 66V62H118V60H117V58L115 59V60H117V61H115L114 60V58H113V56ZM123 57H122V56ZM138 55H140L141 56V58H140V56H138ZM147 55H148V57H147ZM149 55H153V57L152 58H156L155 59V61L153 60V59H151V61H150V59H149ZM155 55V56H154ZM156 55H158V56H156ZM162 55V56H161ZM163 55L165 56V57H163ZM175 55V56H174ZM183 55V57H181ZM211 55V56H210ZM240 55H242V56H240ZM43 56H45V57H43ZM52 56V57H51ZM55 56H57V58L59 59V60H61V62H59V60H57V58H56V60L55 59H53V57L55 58ZM65 56V57H64ZM67 56V57H66ZM81 56H83V57H81ZM92 56V57H91ZM144 56V57H143ZM147 58H146V57ZM216 56V57H215ZM223 56H225V57H223ZM261 56H262V59H261ZM8 57V58H7ZM43 59H42V58ZM64 57V58H63ZM72 57V58H71ZM98 57H100V58H98ZM109 58V59H107V58ZM123 58V60H124V58H126L125 60H124V63L125 64H123L122 62V58ZM150 57V58H151ZM176 57V58H175ZM180 57V58H179ZM221 57V58H220ZM223 57V58H222ZM35 59V61H34V59ZM41 58V59H40ZM51 58V59H50ZM63 58V59H62ZM98 58V59H97ZM111 58H113V59H111ZM138 58V59H137ZM164 58V59H163ZM166 58V59H165ZM175 60H174V59ZM178 58V59H177ZM185 58V59H184ZM233 58V57H232ZM250 58V59H249ZM253 58V59H252ZM16 59H18V60H16ZM24 59H25V61L27 62V64H26V62L24 61ZM33 59V60H32ZM67 59V60H66ZM69 59V60H68ZM80 59V60H79ZM84 59V60H83ZM102 59V60H101ZM170 59V60H169ZM174 60V62H173V60ZM190 59V60H189ZM192 59H193V61H192ZM226 59L230 62H226ZM240 59V58H239ZM244 59V60H243ZM255 59H256V62H255ZM258 59V60H257ZM259 59H261V63H260V60ZM24 61V63H23V61ZM29 62H28V61ZM37 60V61H36ZM46 60V61H47ZM53 60V61H52ZM85 61L86 63H84V62H80V61ZM107 60L108 61H110L111 60V64L113 63V65H114V63H115V65L117 66V67H115V69L117 68L118 70H123V71H121L120 72V77H118L116 74H118L119 75V73H116L115 75L118 77V79H119V83L117 82L116 84H117V87H118V89L120 90L121 89V87L123 88L122 90L123 91H118V89L114 86V84H115V82H114V79H116V77H115V75L114 74H112L113 72H111V73H109L108 71H109V69L110 70H112V71H115V69H114V66L113 67H111V65H109L110 63L109 62H107ZM128 62H127V61ZM136 62H134V61ZM187 60V61H186ZM254 60V61H253ZM14 61H18V64L16 63H14ZM21 61V62H20ZM33 63H32V62ZM56 61V62H55ZM62 61H64V63H65V66H66V64H67V66H66V68H68V71L66 70V68H65V66L62 64ZM66 61V62H65ZM76 61V62H75ZM100 61L102 62V63H100ZM104 61V62H103ZM133 61V62H132ZM145 61H146V64H147V66H146V64H145ZM147 61H149L150 63H152V61L153 62H155V63H152V65L153 66H151L152 67V69L150 68V71H147L148 72V76L146 77V70L145 69H147V70H149L148 68L150 67L149 66V62H147ZM163 61V62H162ZM167 61H169V62H167ZM232 61V62H231ZM243 61L245 62L246 61V66L248 67V72L249 73H247L246 71H245V69L246 68H244V66H245V64L243 63ZM31 62V63H30ZM37 62V63H36ZM56 64H55V63ZM68 62V63H67ZM96 62V63H95ZM99 62V63H98ZM133 64H131V63ZM138 62V63H137ZM166 62V63H165ZM187 62H189V63H187ZM192 62V63H191ZM205 64H204V63ZM253 62V63H252ZM258 62H259V65L260 64H262V65H258ZM11 63H12V66H10L11 65ZM29 63V64H28ZM59 63V64H58ZM69 63H72V64H69ZM80 63L82 64V63H84V64H88L89 63V65H87L88 67H86V65H80ZM109 63V64H108ZM121 63H122V65H124V66H122L121 65ZM128 63H129V65L131 66V68L133 67V72H131L132 70H131V68H129L128 67V69L126 68L127 66H128ZM172 63V64H171ZM175 63V64H174ZM17 66V67H13V66H15V65ZM78 64H79V66H78ZM94 64V65H93ZM109 66H108V65ZM127 64V66H125ZM136 64V65H135ZM142 64H144V66L142 65ZM194 64H197V65H194ZM223 64H224V66H223ZM228 64V65H227ZM229 64H232L233 65V67H235V69H237V71H235V73L236 72H238V71H240V70H244V71H241L240 73H242V75H239L238 73H237V78L238 79H235L234 78V75H233V71L231 72V71H229V68H231L230 70H232V69H234V68H232V65H231V67L229 66ZM7 65V66H6ZM23 65H25V66H23ZM97 65V66H96ZM103 65V66H102ZM104 65L106 66V67H110V68H107L108 69V71H107V75L104 73V69L105 70H107L106 69V67L103 69V67H104ZM142 66L141 67V70H140V68H137V67H139V66ZM151 65V64H150ZM173 65H175V66H173ZM188 65V66H187ZM207 69H205L203 66ZM225 65H226V67H225ZM237 65V66H236ZM238 65H239V67H238ZM243 65V66H242ZM259 66V69H256V68H254V66H256L257 68H258V66ZM68 66H70V68L68 67ZM73 66H75V67H73ZM80 66H82L83 68L84 67H86L87 69L85 70V68L83 69L82 67H80ZM135 66H136V68H135ZM146 66V67H145ZM149 66V67H148ZM157 68H156V67ZM189 66H191V67H189ZM207 66H208V68H207ZM211 66V67H210ZM240 66H242V68L240 67ZM11 67H13L14 69H12ZM23 67H24V69H23ZM26 67V68H25ZM73 67V68H72ZM76 67H77V69L80 71V75H81V72H82V77H84V78H81L80 76H78V70L76 69ZM97 67V68H96ZM98 67H100V68H98ZM120 67H121V69H120ZM148 67V68H147ZM164 67H165V69H164ZM186 67V68H185ZM188 67V68H187ZM196 67H197V69H196ZM210 67V68H209ZM222 67V68H221ZM253 67V68H252ZM260 67H261V69H260ZM19 68H22V69H19ZM62 68H64L63 70H61ZM72 68V69H71ZM75 68V69H74ZM80 68H82L83 70H85V71H82V69H80ZM172 68V69H171ZM222 69L221 70V73H220V76L218 75L219 73H218V71H220V70H218L217 71V69ZM250 68H252V69H254L253 70V74H250V73H252L251 71H250ZM71 69V70H70ZM100 69H101V71H100ZM116 69V70H117ZM125 69L128 71V73L130 74V77H133L134 78V80H133V78H132V80L134 81V83L132 84V83H130L132 80H131V78L130 79H128V80H131V81H129V83L130 84H132V85H130L129 84V86L127 87V85H128V83H127V85L125 86V81H126V77H127V74L128 73H126L127 71H125ZM142 69L143 70H145V71H142ZM156 71H155V70ZM173 69L175 70V72L173 71ZM239 69V70H238ZM19 70H21L20 72H19ZM36 70V71H35ZM75 70H77V71H75ZM90 70V71H89ZM95 71H97V74L95 73V75H93V76H95V78H93V76L91 77L89 74L91 73V74H93ZM102 70H103V72H102ZM117 70V72H119ZM131 70V71H130ZM137 70V72L138 73H141V74H143L144 72V76L146 77V79L147 78H149V79H147V80H150V81H147L146 82V79H144V81L143 80H141V79H143V78H141L142 76H140L139 77V75H138V73L137 74H135L134 72ZM142 71V72H140V71ZM178 70V71H177ZM255 70H256V72L257 73H259L260 71V73L259 74H257L256 73V75H255ZM16 71H18L17 73H16ZM25 73H24V72ZM59 71V72H58ZM64 71H66V72H64ZM75 71V72H74ZM191 71H193V72H191ZM217 71V72H216ZM87 72L88 73V75L87 74H85V73ZM103 73V75H102V73ZM158 74V76H157V74ZM169 72V73H168ZM179 72V73H178ZM189 72V73H188ZM207 72V73H206ZM209 72V73H208ZM210 72H213V73H211V75H210ZM29 73V74H28ZM59 73V74H58ZM65 73V74H64ZM83 73H84V76H83ZM100 73V75H98ZM108 73L109 74H111V75H113V77H114V79L113 78H111L112 76H110V78L109 77H106V76H109L108 75ZM115 73V72H114ZM126 73V74H125ZM180 73H181V75H180ZM188 73V74H187ZM198 73V74H197ZM223 73V74H222ZM224 73H225V75H226V73H231V76H228V74L226 75V77L228 78V79H230V78H233V79H231L230 81H232V80H234L235 79V81H233V83L234 84H237V81H239V86H243L244 87V85H246L247 83V85L246 86H249V87H244V88H241L242 90H238V87H237V85H234L232 82V84L235 86L234 88H232L231 90H232V92H235L234 90H236V92L238 93V94H236V92L234 93V95L235 96H233V97H236L237 95L239 96V98H240V100H243L244 99V97H241L242 95H244V96H246L245 98L246 99H244L243 100V103L244 104H241L242 103V101H241V103L239 102V98H238V96H237V100H236V98H234L238 103H239V105H238V103H237V105H229V102H228V100H226L227 98H226V95L228 96V95H230V94H227V92L230 90V88H229V90L227 91V90H225V88H228V87H230V86H226V81H227V79H226V83L224 82V79H223V77L222 76H224ZM234 73V74H235ZM245 73V75L247 76H249V74H250V76L249 77H246L245 75H243ZM262 73V74H261ZM27 76H26V75ZM71 74V75H70ZM122 74V75H121ZM126 75V77L125 76H123V75ZM128 74V75H129ZM132 74V75H131ZM140 74V75H141ZM177 74V75H176ZM190 74V75H189ZM194 74V75H193ZM203 74V75H202ZM208 74V75H207ZM2 75H0V76H2ZM31 75V76H30ZM63 75H64V77H65V75H67V79H69V81H70V83L71 84H69V81L68 80H66V78L64 79V77H63ZM68 75H70V76H68ZM85 75H86V77H85ZM106 75V76H105ZM151 75V77H149ZM188 75V76H187ZM200 77H199V76ZM218 75V76H217ZM222 75V76H221ZM230 75V74H229ZM232 75H233V77H232ZM253 75V76H252ZM259 75H261V76H259ZM30 76V77H29ZM71 76H73V77H71ZM87 76H90V78L89 77H87ZM97 76H98V78H99V76H100V78L98 79L97 78ZM104 76H105V78H104ZM121 76H122V78L124 79H122L124 82H122V80H121ZM156 76V77H155ZM175 76V77H174ZM177 76V77H176ZM180 76H181V78H180ZM210 78H208V77ZM244 76L246 77V78H249V81H248V79L246 80L245 78H244ZM27 77H29L30 78V80L27 78ZM69 77V78H68ZM76 77H77V79H76ZM125 77V78H124ZM129 77V76H128ZM136 77H138V78H136ZM179 77V80H180V82L178 81V78ZM184 77V78H183ZM188 77V78H187ZM189 77H190V79H192V77H194L193 79L194 80H196V82L192 79L191 80V82H189L190 84L192 83V89L191 88H189V87H191V85L189 86L188 85V81H189ZM220 77H222V79L223 80H219V81H221V82H223V83H221V86H223V85H225V86H223V88L220 86V83H219V81H217L216 79H219ZM241 77H243V78H241ZM260 79H259V78ZM26 78V79H25ZM64 79V82L65 83H63L62 81H63V79ZM86 78V79H85ZM91 79V80H89V79ZM96 78H97V80H101V78H102V81L101 82H105V84L104 83H101V82H99V84L102 86H106L107 84H108V86H106L107 87V89L106 88H104L103 86L100 88L99 87V89H100V91L98 90V85L99 84H97L98 83V81L96 80ZM107 78V80L106 81H104L105 79ZM109 78V79H108ZM164 80H163V79ZM173 78H174V81H173ZM185 80V79H188V81L187 82H185V81H183V79ZM206 78V79H205ZM239 78H241V79H239ZM14 79V80H13ZM81 79H83V80H88L89 82H90V84L92 83V85H90L89 84V82H87L86 81V83L87 84H89L88 86L90 87H86L88 90H92V91H94V90H96L97 91V93L99 94V92H100V94L98 95L97 93H95V92H90V91H88L87 89H84L85 87V85H87L85 82H83V80L81 81ZM95 79V80H94ZM113 79V80H112ZM117 79V80H118ZM136 79V80H135ZM137 79H138V82L141 80V82L139 83V84H137L136 82H137ZM154 81H153V80ZM168 79V80H167ZM198 79H200V80H198ZM202 79V80H201ZM221 79V78H220ZM242 79H244V80H242ZM259 79V80H258ZM11 80H12V82H11ZM28 82H26V81ZM62 80V81H61ZM72 80H76V81H74L76 84H77V82H78V80H80L79 81V83H78V85H76ZM109 80L111 81V82H109ZM116 80V81H117ZM127 80V81H128ZM171 80V81H170ZM207 80V81H206ZM209 80V81H208ZM242 80V81H241ZM258 80V81H257ZM262 80V81H261ZM4 81H6V82H4ZM21 81V82H20ZM25 81V82H24ZM112 81H113V83L114 84H112ZM145 83L144 85H143V82ZM153 81V82H152ZM156 81V82H155ZM203 81H205V82H203ZM211 81V82H210ZM215 81V82H214ZM230 81H228V84H230ZM250 81H252V85H250L251 83H250ZM4 82V83H3ZM24 84H26L27 83V85H24ZM74 84H73V83ZM80 82H83V84L81 85L80 84ZM97 82V83H96ZM123 84H122V83ZM151 82V83H150ZM159 82H161V83H159ZM176 82V83H175ZM202 82V83H201ZM207 82V83H206ZM242 82V83H241ZM245 82H246V84H245ZM256 82H259V83H256ZM17 84V86H16V84ZM94 83H95V85L96 86H94ZM107 83V84H106ZM142 83V84H141ZM158 85H157V84ZM165 83H167V85H165ZM170 83V84H169ZM172 83L173 84H175V86L177 87L175 90H174V88L172 87ZM182 83H184V84H186L187 85V89L185 88L186 87V85H184V84H182ZM215 83V84H214ZM218 83H219V87H218ZM241 83V84H240ZM243 83H244V85H243ZM255 83V84H254ZM7 84H8V86H7ZM63 84V85H62ZM67 84V85H66ZM119 84V85H118ZM157 86H156V85ZM161 84H162V86H161ZM169 84V85H168ZM200 84H202V86L200 85ZM206 84H207V87H206ZM217 84V85H216ZM223 84V85H222ZM232 84H230V85H232ZM256 84H261V86L259 85V87H256L255 85ZM5 85H6V87H5ZM66 85V86H65ZM76 85V86H75ZM110 85V86H109ZM111 85H113L114 86V88H113V86H112V88H109V87H111ZM121 85V86H120ZM143 85V86H142ZM180 85V86H179ZM184 85V86H183ZM196 85V86H195ZM200 85V86H199ZM205 85V86H204ZM216 85V86H215ZM26 86L28 87L26 90H25V88H26ZM63 86L65 87V89L63 88ZM72 86L74 87V89L72 88ZM78 86H79V89H77L78 88ZM93 86V87H92ZM127 87V90H126V88L124 89V87ZM134 87L135 89L137 88V90L136 91H134L133 89V91H134V94L133 95H131L130 93H127V94H130L131 96H134L133 97V99L131 98H129V96L127 97V95L125 94V96H124V93L126 92V91H128V90H130V92H133L132 90H131V88L130 87ZM142 86V87H141ZM148 86V87H147ZM150 86H152V87H150ZM161 86V87H160ZM179 86V87H178ZM255 87L256 88V92L254 91L255 90V88H253V87ZM258 86V85H257ZM4 87V88H3ZM31 87H33V90H31L32 88ZM80 87H81V90H80ZM82 87H84V88H82ZM146 87V88H145ZM150 87V88H149ZM157 87H158V89H157ZM164 87H168V90L170 89L171 91H172V94L171 93H169L170 92V90H169V92L167 91V89L166 88H164ZM171 87V88H170ZM182 87V88H181ZM194 87V88H193ZM199 88L200 90H197V88ZM205 87V88H204ZM221 87V91H219L218 90V88H220ZM225 87V88H224ZM237 87V88H236ZM24 88V89H23ZM31 88V89H30ZM41 88V89H40ZM69 88V89H68ZM73 90H72V89ZM75 88L77 89V90H79L78 91V93L75 91ZM93 88V89H92ZM95 88H97V89H95ZM103 88V89H102ZM140 88H142V93H141V89ZM144 88V89H143ZM148 88L150 89L149 91H148ZM154 88H155V90H154ZM162 88H164L163 90H164V92H163V90H162ZM178 88H180V89H178ZM201 88H203V90L204 89H208V92H207V89L206 90H204V91H202V89ZM216 88V89H215ZM239 88V89H240ZM249 88V89H248ZM20 89V90H19ZM28 89H30L29 91H28ZM104 89L105 90H107V91H110V90H114V89H117V90H115L114 92H115V94H113L114 92L113 91H110L109 93H110V96L109 95H107V97H105V93L106 92H104V95H103V93H101V90L102 91H104ZM110 89V90H109ZM140 89V90H139ZM176 92H174L173 90ZM183 89H185V90H183ZM194 89L196 90V91H198V92H196V91H194ZM22 90V91H21ZM35 90H36V92H35ZM63 90H65V91H63ZM67 90H68V92H67ZM70 90H72V91H70ZM83 90V91H82ZM126 90V91H125ZM178 90H180L181 91V93L182 94H180V91H178ZM188 90H190V91H188ZM210 90L212 91V92H210ZM215 90H216V92H215ZM222 90H224L225 91V100L223 99V93H224V91L222 92ZM231 90H230V92H231ZM244 90H247V92L246 91H244ZM249 90L251 91V92H253V93H255V98L257 97V100H256V102L257 101H259L260 103V105L258 106L254 101H252L251 102V100H253V99H250V96H251V98H253V95L254 94H252L251 92L249 93ZM31 91V92H30ZM33 91H34V93H33ZM40 92V95L42 94V96H44L45 97V99L43 98V97H41V96H37V95H39V92ZM74 91V92H73ZM85 91V92H84ZM99 91V92H98ZM117 91H118V95H117V97H114L113 95H115L116 96V93H117ZM158 91V92H157ZM166 91V92H165ZM186 93H185V92ZM187 91H188V93H187ZM194 91V92H193ZM199 91L202 93V97L204 96V94H207V96L206 97H208V94H210V93H212V96H213V94H215L214 96L215 97H212L211 95H209V97L208 98H211V99H206L205 98V96L203 97V99L205 100L204 102H201L202 100H200L201 98H199L200 97V94H199ZM205 91L207 92V93H205ZM239 91V92H238ZM244 91V92H243ZM18 94H17V93ZM30 92V93H29ZM63 92V93H62ZM65 92H66V94H65ZM70 92V93H69ZM76 92V93H75ZM80 92H83L85 95H87V98H91V100H95V99H92V98H96V100H95V102H96V105H95V102H94V106H92V107H89V105L91 106L92 104H93V101H89V99H86L85 97V95H84V97H79V96H82V94L80 93ZM87 92H89V93H87ZM113 92V93H112ZM119 92H120V95H119ZM145 92V93H144ZM149 92V93H148ZM164 93V96L166 95V99H167V102H166V99L164 98H162L161 99V97H163L162 95H163V93ZM189 92H191V93H189ZM220 92L223 94V95H221L220 97H219V94H220ZM246 92V94L248 93V94H250V96L247 94H244ZM262 92H264V90H262L260 93H262ZM8 95H7V94ZM68 93H69V95H68ZM72 93H75L74 95H72ZM87 93V94H86ZM91 93V94H90ZM111 93H112V95H111ZM123 93V94H122ZM136 93L137 94H139V95H136ZM143 95V97H142V95ZM160 93H162V94H160ZM167 93V94H166ZM180 94V96H179V94ZM204 93V94H203ZM218 93V94H217ZM240 93V94H239ZM5 94L7 95V96H5ZM15 96H14V95ZM22 94H24V96H22ZM65 94V95H64ZM77 94V95H76ZM79 94V95H78ZM103 95V97H102V95ZM121 94L123 95V97H125V102H124V100H121L123 97H121V98H119V96H121ZM172 95V98H175L174 100L173 99H171V95ZM175 94L178 96H175ZM186 96H185V95ZM189 94V95H188ZM252 94V95H251ZM10 95H13V98H15L14 100H13V98H12V96L10 97ZM67 95V96H66ZM96 96V97H94V96ZM99 96V99H97L98 98V96ZM141 95V96H140ZM145 95V96H144ZM167 95H169L170 97H169V101H168V97H167ZM174 95V96H173ZM182 95H184V97L182 96ZM193 95V96H192ZM198 95V96H197ZM233 95V94H232ZM241 95V96H240ZM258 95V96H257ZM262 95H264V93H262ZM28 96V97H27ZM73 96V98L74 97H78V98H80V99H78L77 98V101L75 102V100L72 98L71 99V97ZM89 96V97H88ZM92 96V97H91ZM105 98L104 100L101 98ZM130 96V97H131ZM139 96V97H138ZM148 96H150V98H152V96L154 97V98H157L156 100H159V98L161 99V100H164V101H156V100H153V98H152V100H150L149 99V101L147 100L148 98L147 97ZM182 96V97H181ZM190 96H192V97H190ZM211 96V97H210ZM216 96H218L219 97V99L216 97ZM248 96H249V98H248ZM8 97H9V100H8ZM27 97V98H26ZM63 97V98H62ZM109 97H111V98H109ZM112 97H114V98H112ZM139 99H138V98ZM146 97V98H145ZM179 97L181 98V100H179ZM193 97H195V99H196V101H195V99H190V98H193ZM197 97H198V99H197ZM231 96H229L228 98L230 99V101H231V98H230ZM12 98V100L11 101H13V102H11L10 103V99ZM31 98V99H30ZM42 98L44 99V101L42 100ZM101 98V99H100ZM109 98V99H108ZM135 98H137V99H135ZM177 98V99H176ZM243 98V99H242ZM7 99V100H6ZM19 99V100H18ZM35 99V100H34ZM40 99L38 98V100L40 101ZM64 99H65V101H67V102H65L64 101ZM71 99V100H70ZM84 99H85V101H86V103H85V105L83 104L84 103ZM108 101H107V100ZM113 99V100H112ZM124 99V98H123ZM136 100L135 102L133 101V100ZM189 99H190V101H189ZM214 99H215V101H214ZM218 99V101H220L221 102V99H223V102H221L223 105H224V107L225 108H227V106H231V107H236V108H230V110L229 111H231L232 109H237V107H239V106H242L243 107V109H244V111H242V112H240L241 111V108L239 107L238 109H237V112H235L236 110H234V111H231V112H233L232 114L231 113H229V111L227 112V110H226V112H225V114L223 113V111L222 110H225V108L223 109V107H221L220 106V108L219 107H212V105L214 104V106H217L216 105V103H218V104H220L218 101H216ZM233 99V98H232ZM260 99V100H259ZM18 100V101H17ZM37 100V102H39ZM73 100H74V102H75V104H74V102H73ZM83 100V101H82ZM87 100H88V102L90 103H92V104H89V105H86V104H88L87 103ZM109 100H111V101H109ZM134 102H132V101ZM170 100H172L173 101V103H171V101ZM234 100V101H235ZM255 100V99H254ZM6 103H5V102ZM47 101V102H46ZM62 101V102H61ZM81 101V102H80ZM118 101V102H117ZM150 102V103H152V105L150 104V103H148V102ZM195 101V102H194ZM216 102V103H214V102ZM235 101V102H236ZM24 102H25V104H24ZM27 102H28V104H27ZM65 102V103H64ZM71 102V103H70ZM81 103V105H84V106H86L85 108H84V106L83 107H80L81 105H79V103ZM112 102H113V104H112ZM130 102V103H129ZM133 104H132V103ZM138 102V103H137ZM154 102H157V103H154ZM162 102V103H161ZM183 102V103H182ZM226 102V103H225ZM252 103V105L256 108V106H257V115L255 114V112L256 111H252L254 108H253V106H251L250 105V108L249 107H247V105L249 106V104L250 103ZM10 105H9V104ZM13 103V105H15L14 107H13V105H11ZM64 103V104H63ZM70 103V104H69ZM76 103H78V108H76L77 106H76ZM121 103V104H120ZM128 103V104H127ZM177 103V102H176ZM186 103V102H185ZM184 103V104H185ZM194 103H196V105L194 104ZM228 103V105H226ZM234 103V102H233ZM232 103V101H231V103L230 104H233ZM258 103V102H257ZM109 104V105H108ZM178 104H176V106H178ZM191 104H193V105H191ZM221 104V105H222ZM255 104H256V106H255ZM5 105H7V106H5ZM9 105V106H8ZM61 105H63V106H61ZM113 105V106H112ZM115 105V106H114ZM205 105V106H204ZM208 105V106H207ZM244 105H246V106H244ZM2 106V107H1ZM19 106V105H18ZM33 106V105H32ZM32 106H30V107H28L29 108V110L32 108ZM87 106H88V108H87ZM103 106H104V108H103ZM111 106L112 107H115V108H118V109H116L115 110V108H114V111H113V113H112V111H110V110H112L113 108H111ZM117 106V107H116ZM183 106H185V105H183ZM24 107V106H23ZM22 107V108H23ZM60 107H61V109H60ZM80 107V108H79ZM95 107H97V108H95ZM205 107V108H204ZM209 107H212L213 109H208ZM228 107V108H229ZM245 107V108H244ZM248 109H247V108ZM251 107H252V109H251ZM258 107H260V108H258ZM21 107L19 108L20 109V111H21V113H22V115H20L21 117H23L24 116V114H28V113H31L32 112V110L29 112L25 107H24V109H22ZM92 108V109H91ZM95 108V109H94ZM109 108H110V110H109ZM128 108V109H129ZM193 108V107H192ZM220 109V110H218V109ZM16 109V108H15ZM18 109V108H17ZM46 110L47 109H49V107H46L45 108ZM67 109V108H66ZM98 109L100 110V111H98ZM106 109V110H105ZM215 109V110H214ZM248 110V112H247V110ZM249 109H251V111L250 112H253L252 114L249 112ZM258 109H259V111H258ZM68 110V111H69ZM90 110V111H89ZM117 110H118V112H117ZM212 110H214L213 112H212ZM261 110V111H260ZM15 111V110H14ZM19 111V112H20ZM24 111H25V113H24ZM64 111H66V110H64ZM80 110H78L77 112H79ZM82 111V110H81ZM198 111H199V109H198ZM199 111V112H200ZM205 111V112H204ZM208 111V112H207ZM211 111V112H210ZM216 111V112H215ZM219 111H220V113H222V117H223V119H222V117H221V115H220V113H219ZM222 111V112H221ZM238 111L240 112V113H238ZM245 111L247 112V114L248 115H246L245 114ZM16 113L18 112V111H15ZM18 112V113H19ZM27 112V113H26ZM67 112V111H66ZM70 112H71V110H70ZM4 113V111H3V113H0V114H5ZM16 113H14L13 115L15 116L16 115ZM20 113V114H21ZM61 113V112H60ZM60 113H59V116H61L60 115ZM65 113V112H64ZM64 113H62V114H64ZM87 113V114H86ZM206 113H208V114H206ZM214 114L213 115V119H212V116H210V114ZM219 113V114H218ZM244 114L243 115V117H242V115H240V116H238L239 114ZM97 114V115H96ZM112 114H113V117H112ZM203 114H201V112H200V118H201V115L203 116ZM218 116H217V115ZM235 114V116H233ZM253 114H255V115H253ZM31 115V114H30ZM100 115V116H99ZM208 115L210 116V119L208 118ZM225 115V116H224ZM228 115V116H227ZM250 115H252V117L250 116ZM20 116H17V117H20ZM78 116V118H75V117H77ZM88 116H90V118L88 119L87 117ZM214 116H217V117H220V119H222L223 121H220V119H218L217 121L215 120L214 121ZM230 116H231V118H232V120H231V118H230ZM233 116V117H232ZM245 116H247V117H250V118H244ZM253 116L255 117V118H253ZM16 117V116H15ZM20 117V118H21ZM205 117L203 118V119H205ZM227 117V118H226ZM1 118H2V116H1ZM9 118V117H8ZM59 118V119H60ZM201 118V120L200 121H202L203 119ZM224 118H225V120H224ZM228 118H230V119H228ZM242 118V119H241ZM253 118V119H252ZM260 119L259 120H264V118H262V117H259ZM3 119H6V117H4ZM12 119H13V116H12ZM10 120L11 122L10 123H12V121H14V120ZM60 119V121H62ZM73 119V120H72ZM104 119V120H105ZM206 119V120H207ZM212 119V120H211ZM68 120V119H67ZM68 120V121H69ZM107 120V119H106ZM230 120V121H229ZM253 120V121H254ZM16 121V120H15ZM88 121H91L90 123L88 122ZM196 121H198V119L196 120ZM225 121V122H224ZM79 122V121H78ZM82 122V121H81ZM89 124H88V123ZM202 122H207V121H202ZM217 122V123H218ZM10 123H9V126L11 127L12 125H10ZM14 123V122H13ZM62 123V122H61ZM63 123H62V125H63ZM80 123V122H79ZM87 125H86V124ZM9 126H8V128H9ZM90 127V128H89ZM83 128H86V129H84V130H86L85 132L86 133H88V129H90V133H91V131H92V129L93 130H97L98 131V134H101V132H102V130H103V132L104 133H106L107 135H103L104 133L102 132V135L100 136V135H98V134H96L97 133V131L96 132H94L95 134H96V137L94 136L93 137V135H92V137L93 138H96V139H94V141L93 140H91L90 138H92V137H90V136H87L86 135V133L85 134H82L81 135V133H82V130H83ZM74 129V130H73ZM73 130V131H72ZM101 132H100V131ZM113 131V133H115L116 132V139L114 140L113 138V135H115V134H113L112 133V131ZM150 130V129H149ZM79 131H81V132H79ZM149 132V131H148ZM83 133H84V131H83ZM118 133H120V137L118 136L119 134ZM147 133V132H146ZM113 134V135H112ZM118 134V135H117ZM135 134H138V136H136V137H139L140 135H139V133H135ZM67 135V136H66ZM80 135H81V137H80ZM97 135H98V137H100V138H97ZM155 135V137H158L157 135L158 134H154ZM73 136V137H72ZM82 136H85L86 137V139L88 138V137H90L89 139L92 141H90L91 142V144H90V147H88V146H85L87 143H88V140H87V143L85 142L86 141V139H85V137H82ZM104 136H109L108 137V142H107V146L104 144L105 142V140L107 139V138H104ZM185 136V135H184ZM183 136V138L185 139L187 136H185L184 137ZM113 137V138H112ZM117 137H118V139H117ZM154 137V138H155ZM173 137V136H172ZM171 136L170 137H168V143L167 144H170V142H169V140L171 141V138H172ZM174 137H176V136H174ZM193 137V138H192ZM195 137H196V139H195ZM65 138H67L68 140H66ZM71 138H72V141H71ZM77 138H80V139H78V140H75V139H77ZM84 140L85 139V141H83L82 139ZM105 140H104V139ZM110 138H112V139H110ZM152 138V139H151ZM151 138H148V140H149V142L147 141V143L145 142V141H141V140H137V141H139V142H137V143H139V144H137V145H141L142 147L141 148H143V145L146 143L147 145H148V148H149V150H150V142H151V145L153 144H155V143H157L156 141H158V139L156 138L155 140L156 141H154L153 139V136L151 137ZM177 138H180L179 136L178 137H176V139ZM183 138H181V139H177L176 140V142H179V141H183V146H185L186 147V145L188 144V142H189V145L190 146H188V147H191V145L193 146V147H195V148H198L197 146L201 143L202 144V142L203 141H201V142H198L197 140V136H191L190 138L191 139H195L194 141H192L191 139H190V141H188L189 139H188V137L186 138L187 139V141L188 142H186V143H184V141L185 140H183ZM74 139V140H73ZM98 139H99V143H101L100 141H101V139H102V145L101 144H99L98 143ZM109 139L111 140V142L109 141ZM123 139V140H122ZM66 140V141H65ZM70 140V141H69ZM117 140V141H116ZM126 140V142H127V139H125ZM147 140V139H146ZM154 141V143H153V141ZM163 140H165V141H163ZM163 140H161V141H163L165 144H163L161 141H160V138H159V141H158V144H163V145H166V142H167V140L166 139H163ZM63 141V140H62ZM68 141V142H67ZM74 141H75V143L77 142V144L76 145H80V144H82L83 143V145H84V143H85V145H84V147L83 146H81L80 145V147H81V150H79L78 151V147H77V151L75 152L74 150L76 149H74V147H76V146H74L73 147V145H75V143H74ZM79 141H82L81 143H79ZM112 141L114 142L115 141V145H114V143H112ZM119 141V142H118ZM192 141V142H191ZM63 142V143H64ZM89 142V143H90ZM99 144H97V143ZM124 142V141H123ZM126 142H124L123 144H121V145H123L124 146V144L126 143ZM133 142H136L135 140L133 141ZM132 142V143H133ZM161 142V143H160ZM173 142H175V140H174V138H172V142L171 143H173ZM61 143V142H60ZM71 144V146L73 147H69V145ZM72 143H74V144H72ZM96 143V145L95 146H97V147H94V144ZM110 143H112L111 145L112 146H110L109 144ZM128 143V145L130 144L131 145V143H129V141L127 142ZM142 143H143V145H142ZM191 143V144H190ZM198 144V145H196V144ZM69 144V145H68ZM134 145H135V143H133ZM132 144V145H133ZM146 144L144 145V147L146 146ZM178 144V143H177ZM176 143H173V146H176L177 145ZM181 143H179V145H182ZM185 144V145H184ZM201 144H200V147H205V146H207V144L205 143L204 144V142H203V144L205 145H203L202 144V146H201ZM60 145H62V144H59V147H60ZM89 145V144H88ZM91 145H93V147L91 146ZM102 146V148L101 149H98V148H100V147H98V146ZM103 145H105V146H103ZM117 145V146H116ZM127 145V146H128ZM131 145V146H132ZM155 145H157V144H155ZM172 145V144H171ZM130 146V148H132ZM67 147H69V148H67ZM79 147V148H80ZM86 147H88V149L86 148ZM93 149H92V148ZM137 147V148H136ZM134 146L133 148L134 149H140V147L139 146ZM152 147V146H151ZM193 147H191V148H193ZM72 148V149H71ZM82 148H84V150L86 149L88 152L89 151H91V153L93 154V153H95V154H91V157H89V154L87 155V154H85V153H87V151L85 152ZM108 148H107V150H108ZM60 149V148H59ZM58 149V150H59ZM67 149H71V151H68ZM74 149V150H73ZM96 151H95V150ZM67 150V151H66ZM106 149H104L103 151H105ZM84 151V152H83ZM92 151H94V152H92ZM102 151V152H103ZM67 152H71L72 153V155H71V153H70V156L69 155H67L68 153ZM73 152H74V154H77L78 152V154L79 155H74L73 154ZM109 152V153H110ZM113 152H111L110 153V155L111 154H113L114 155V153ZM83 153V154H82ZM105 153L106 154H108L106 151H105ZM66 156H65V155ZM85 154V156L87 157H85V156H83ZM73 155H74V159L76 160V163H78V164H76L75 163V165H74V162H75V160H74V162H72L73 161V158H72V160H70L69 161V159H70V157L72 156L73 157ZM82 155V156H81ZM97 155V154H96ZM54 156H56L55 154H54ZM49 157H51V159L52 160H54V157H52V156H49ZM69 157V158H68ZM79 157H85L87 160H85V159H81V158H79ZM47 158V159H46ZM45 158V163L43 164L44 165V171L43 172H45L46 171V169H49L50 167L48 166L49 164L51 165V162L50 161H52L51 159H49L48 157H46ZM67 160H65V159ZM76 158H79V159H76ZM90 158V159H89ZM58 159H60V160H58ZM50 160V161H49ZM77 160H78V162H77ZM47 161H49L48 162V164H47ZM59 161V162H58ZM53 162H55V161H53ZM69 162V163H68ZM71 163V164H70ZM60 164H57V165H60ZM65 164H66V166L68 165V164H70L69 166L71 167V170H67V169H69V167H67V168H65L66 166H65ZM74 165V166H73ZM79 167H78V166ZM47 166L49 167V168H47ZM61 166V165H60ZM65 166V167H64ZM64 169H65V171H64ZM69 171V172H67V171ZM62 172V173H63ZM70 172V173H71ZM75 172H78V171H75ZM46 173V172H45ZM42 174V173H41ZM11 175H13V177L11 176ZM12 177V179L10 178L9 180H7L6 182H3L2 183V181H1V183H0V195L2 194H4L3 192H6V194L7 193H9V201H11L10 203H5L4 205H5V207H6V205H10V208H9V206H8V208H9V213H6V212H8L6 209H8V208H6L5 209V207H4V209H3V207L1 208L2 210H1V212H0V214H1V216H2V220H1V222H3V223H5L8 227L9 226H14L15 227V224L18 222H21L22 220H24L25 218H28V219H30L31 218V214H33L34 212L36 213V211H33L34 210V208L36 209V207L38 206H40V207H42L41 209L39 208V210H44L45 209V211H46V209H47V206H48V204L46 205V201H44V200H46V197H44V198H42V199H44V200H42L41 202H40V200H39V202L37 203V205L35 206L34 205V207H33V204L32 203H30V204H32V206L31 205H29V206H31V207H29V212H30V209H31V212H33V213H31V214H28L27 213V209H25V212L28 214H24V212H22L23 211V208H22V203L21 202H19V201H21V200H19L20 198H22L23 196H18L17 197V195H22V193H24V191H22L19 187H15V185H12V184H10V182L11 181H14V180H17V176L16 175H14L13 173H11L10 175H9V177ZM64 182V181H63ZM7 183V184H6ZM65 183V182H64ZM64 183H62V181H61V183H60V185L61 184H64ZM66 184V183H65ZM61 188V186H58L57 185V187L56 188ZM64 187V188H63ZM43 188V189H42ZM42 188H39V189H42V190H39V192H41V191H43L44 193H45V191L44 190H47V189H44L45 187H42ZM23 189V188H22ZM55 189V188H54ZM65 191H63V190ZM62 189H55L54 191L57 193H55L54 194V191H53V188L52 189H50V192L49 193H47V194H49V195H51V193L55 196L56 195V198H53V196L51 195L48 199L49 200H47V201H50V198H52L53 200H56L57 201V203H59V197H63V195L65 196V194H66V197H67V195H68V191H70L71 192V190H70V188H65V186L63 185L62 186ZM18 190H19V192H18ZM51 190H52V192H51ZM60 190H62V193H64L63 195H62V193L60 192L59 194L61 195H59V197L57 196L58 195V192L57 191H60ZM22 191V192H21ZM48 191V190H47ZM68 193H67V192ZM15 194H14V193ZM21 192V193H20ZM37 192V191H36ZM38 192V193H39ZM42 192V194L44 195V193ZM46 193H45V195H46ZM72 193V192H71ZM12 194H14V195H12ZM40 194V193H39ZM39 194H37L36 195V193L34 192V196L36 195V196H40ZM41 194V197H43V195ZM48 195V196H49ZM69 195H70V193H69ZM12 196L14 197L13 199H11L12 198ZM35 196V198H38V197H36ZM20 197V198H19ZM33 197V196H32ZM31 197V198H32ZM58 197V198H57ZM66 197H64V200H63V202H60V203H65V205H62V204H60V205H62L61 207H63V206H65L64 208H65V210L66 211H70L71 210V206L73 207L74 205H75V203L72 205L71 204V202H68L67 201V198ZM0 198H3L4 200H5V198L6 197H4V196H0ZM15 198H17V200L15 199ZM40 198V197H39ZM33 199V198H32ZM41 199V198H40ZM12 200H15V201H17V205H19V203H21V205H19L18 207H16L17 205H16V202H12ZM38 200H36V201H38ZM52 200V201H53ZM28 201H29V199H28ZM27 200H26V202L24 201L23 202V200H22V202H23V205H24V203H27L28 202ZM30 201H31V199H30ZM29 201V202H30ZM34 201H35V199H34ZM46 202V203H44V202ZM52 201H50L51 203H52ZM61 201V200H60ZM19 202V203H18ZM15 203V204H14ZM34 203V202H33ZM36 203V202H35ZM42 203V204H41ZM67 203H68V205H67ZM69 203L71 204L70 205V209L69 208H67V206L69 207ZM39 204H41V205H39ZM52 205L54 206L55 205V201H53V203H52ZM51 205V206H52ZM57 205V204H56ZM59 205V204H58ZM60 205L59 206H55V207H60ZM50 206V207H51ZM16 207V208H15ZM21 207V208H20ZM24 207V206H23ZM26 207H27V204H26ZM25 207V208H26ZM37 207V208H38ZM50 207H48V209L50 208ZM32 208H33V210H32ZM52 208V207H51ZM15 209V210H14ZM17 209H22V211L19 213L18 211H16ZM69 209V210H68ZM37 210V213H39V210L38 209H36ZM42 210V211H43ZM42 211H40V213L42 212ZM44 211V212H45ZM5 212V213H4ZM18 212V213H17ZM43 212V213H44ZM47 212V211H46ZM2 213H4V215L2 214ZM37 213H36V215H37ZM39 213V214H40ZM42 213V214H43ZM20 214V215H19ZM45 214V213H44ZM43 214V215H44ZM30 215V216H29ZM42 215V216H43ZM7 216V217H6ZM17 216H19L20 218H18ZM29 216V217H28ZM34 217H35V214L33 215ZM17 217V218H16ZM21 217H24V218H22L21 219ZM37 218L39 217V215L38 216H36ZM34 218V220L35 219H37V218ZM43 218H45L44 216H43ZM19 219H21V220H19ZM38 219H42L41 218V214H40V218H38ZM49 219V218H48ZM51 219V218H50ZM53 219V218H52ZM14 220V221H13ZM17 221V222H16ZM32 221H33V219H32ZM36 221V220H35ZM44 221V222H43ZM51 221H53L52 223H54L53 225H55L57 228L61 225V222H58V220L56 219V222L58 223V224H55L56 222H55V219L54 220H51ZM0 222V223H1ZM16 222V223H15ZM23 222V221H22ZM42 222L44 223H42V225H43V227H46L45 225H47V222L49 223L50 221H48V220H46V224H45V220H42ZM15 223V224H14ZM52 223H50L49 225H47V226H50V228L53 230H51V229H49L48 230V235H51V236H53L54 235V237L52 238V239H54V240H52L53 242V244H51L52 245V249H50V251L49 252H47V250L45 251L47 254L48 253H50V254H48L47 255V257H48V259H49V257H50V255L51 256H53V257H55V252L53 253V248L55 249L56 248V245H57V243L55 242L56 240H57V237H58V233H60L61 232V230L63 229V226H64V224H62L61 225V227H62V229H60L59 228V230L58 229H55L56 227H54L53 225H51ZM21 224V223H20ZM20 224H18L19 225V227H20ZM58 225V226H57ZM32 226H33V224L31 225V223L29 224V226H27L28 227V229L31 227L32 228ZM16 227H17V224H16ZM15 227V228H16ZM47 229L49 228V227H46ZM19 230H21V228L19 229ZM18 227H17V229H16V233H18ZM22 230H23V228H22ZM24 230H27V228H24ZM23 230V231H24ZM52 232H51V231ZM56 230H57V232L58 231H60V232H58V233H56ZM33 232L32 231V229H29V231L28 232H26V233H29V232ZM21 233H23L22 231H21ZM58 234L57 236H56V234ZM33 234V233H32ZM0 235L2 236V232L0 231ZM34 237V236H33ZM18 238L20 239V240H18ZM18 238H16V242H18L19 243V241L21 242V237H18ZM56 239V240H55ZM262 239H264V238H262ZM261 239V240H262ZM262 241H264V240H262ZM261 241V242H262ZM257 243V242H256ZM255 243V246H257V244ZM1 244V243H0ZM2 245V244H1ZM51 245H50V247H51ZM259 243H258V246H257V248L259 247ZM2 246H0V248H1ZM261 249H262V247H260ZM260 248H258V249H260ZM35 250H36V248H35ZM42 250V248H38L37 249V251H41ZM1 251V250H0ZM52 251V252H51ZM52 254H54V255H52ZM250 254H252V253H250ZM9 255V254H8ZM7 255V256H8ZM256 255V254H255ZM254 254H253V256H252V258L255 256ZM58 256V255H57ZM56 256V257H57ZM251 256H249V257H251ZM257 256V257H256ZM254 258H253V261L251 262L250 261V259H248V257H247V259H248V264H259V261L261 260V258H264V256H259V255H256ZM52 257V258H53ZM51 258V257H50ZM49 259L51 262H53L54 264H56L57 262L56 261H58V262H61V261H59L58 259H60L59 258V256L57 257V258H53V259ZM255 258H256V260H255ZM246 259V260H247ZM260 259V260H259ZM223 260L225 261L226 259L225 258H223ZM252 260V259H251ZM246 262V261H245ZM250 262V263H249ZM246 263V264H247ZM262 263H264V262H262ZM261 263V264H262ZM58 264V263H57ZM89 264H91V263H89ZM93 264V263H92ZM184 264V263H183ZM245 264V263H244Z\"/></svg>",
	"mask_w": 264,
	"mask_h": 264
},
{
	"label": "crops",
	"instance_id": "obj_3",
	"mask_svg": "<svg viewBox=\"0 0 264 264\" xmlns=\"http://www.w3.org/2000/svg\"><path fill=\"white\" fill-rule=\"evenodd\" d=\"M261 24H264V16H262V18L259 21Z\"/></svg>",
	"mask_w": 264,
	"mask_h": 264
}]
</instances>
